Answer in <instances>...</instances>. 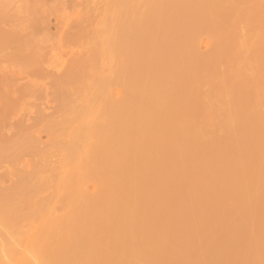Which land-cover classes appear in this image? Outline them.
<instances>
[{"label":"bare ground","instance_id":"1","mask_svg":"<svg viewBox=\"0 0 264 264\" xmlns=\"http://www.w3.org/2000/svg\"><path fill=\"white\" fill-rule=\"evenodd\" d=\"M42 2L43 1V7L41 8V7H39V6H37L36 5V3L38 4V2ZM36 0V1H34L33 0V2H35V5L38 7V9L39 8H41V14L43 13V14H48V16H49V13L50 12H54V11H59L60 12V14L58 15V16H56V23H55V29H56V32L54 33V34H52V35H50V34H48L47 32V27H48V25H49V22H48V20L47 19H45V18H47L48 16L47 15H45V17L44 18H36L35 20L34 19H28V20H25V21H22V22H19V24L17 25H15L13 28H9V29H4V28H2V29H0V52L4 49V48H8V49H10V54H9V56L11 57V56H13V57H18L17 59V63L15 64V65H13L12 66V69H7L6 67H5V69L3 68L2 70L0 69V166L3 164V160L6 158V157H9V156H11V155H13V154H18L19 156L18 157H14V158H12L11 159V161L9 162V164H8V166H6L5 168V170L4 171H2L1 173H0V224L2 225L1 227V230H0V239H13L14 238V235L17 237L18 235H16V234H18V229L16 228L18 225H17V223L19 222V224L21 225V227H29L30 225H32V224H34L39 218H43V219H41V222L44 224L45 222H46V224H44L43 225V231L41 232L43 235H41L40 236V241L42 242V244H41V242L40 241H38V243H40V244H38V245H36V246H38V247H35V248H33V250H32V254L33 255H39V256H33L32 255V259L30 260L31 262H34V263H40L41 264V261H43L44 262V264H63V262H60L61 260L62 261H64L63 259H66V260H68V264H94L95 262H94V260L96 259V258H94V257H96V256H99V255H103V259H101V261H103L105 264H118V263H115V262H117V260L119 261L120 260V257H121V259H123L124 258V261L125 260H128L130 257H132L133 255H139V257H140V259H144V258H142V255H143V257H147L145 254H147L148 256H149V254L152 252H154V250L153 249H155V247H152V250H150V251H148V249H151V245H153V239L156 237L155 235V237L153 236V232H150V236H148V235H145V236H147V237H145L144 236V239L142 240V241H136V239H135V237L137 236V235H141V229H140V227H141V225L142 224H150V223H152V222H154L155 220H160L161 219V217H165V219H166V216H168L170 219H171V221H169L170 219H168L167 218V220L171 223H173V220L172 219H176L177 217L179 218V216H182V218H183V216L185 217V215H186V218H187V216L188 215H191V214H196L197 213V215H198V221H199V219H201V221H203L204 219L203 218H200V214H202L205 210L206 211H208L207 213H209L208 215L210 216V214L212 215V217H214V215L215 216H218V213L221 211L220 210V208H221V206H218V204L220 203V204H223V206H224V204L226 203V202H224V201H222V199H223V195H219V192L221 193H223V192H227V189H228V191H233V190H243V193H246L247 194V192H245V191H247V188H249L248 186H246L247 188L245 189L244 187H245V185H248V181H251V183L254 185H251V187L252 188H254V187H256V185H258V183H259V185L261 186H257V188H255V189H253L252 191H254V190H257L258 188L261 190V188L263 189L264 187H262V183L261 182H263L261 179H259V178H257L256 176H258V172H256V171H258V170H256L257 168H258V166H259V163H257V162H259V159H256L257 160V162L255 163V164H257V166H254L253 165V163L255 162H251L250 163V161L254 158V155H253V157H251L252 156V154H253V152H254V154L256 155V150H257V148L258 149H260L259 148V146H257V145H262L261 147H263V144L262 143H264V139H263V142H262V138H263V136H260V140H261V143H259L260 142V140H259V138H257L256 136V140L254 141V142H256V149L254 150V151H250L251 153L250 154H248V155H251V156H248V159H244V158H247V157H243L242 155V153H241V151H238V149H236V146L235 147H233V148H230V149H225V147H224V143L223 142H225L224 140H223V144L221 143V148H220V150L218 149V151H216V150H214V151H212L214 148H215V146L220 142V141H222V139H224L225 138V136H227L228 135V137L229 136H232V135H234V134H236L235 135V137L237 136V134L239 133L240 134V136H241V140H239V139H237V141L239 142V141H242V139H245V138H242V136L244 135V136H246V135H249V133L251 134V135H253V134H260L261 132H262V134H264V128H261V125L260 124H262V125H264V122H262L261 120H264V116L262 117L263 119H254L255 120V122L253 121L252 122V125L250 124L249 126H246L247 124H244L243 122H238V123H240V124H238V125H240V127L239 126H236V128H233L231 125H230V123L231 122H229V121H225L226 123L228 122V124H226L225 122H224V120L222 121L223 123H225V124H223L222 123V125H219V126H222L221 128L223 129H219V130H222L223 131V137L221 136L222 134V132L220 133V138H222V139H220L219 140V138L216 136V137H213V135L218 131V127H215V129H213V127H209V126H207L206 124H205V122H206V120H207V118L206 117H208L209 115V117H208V120L211 118V112H214V109L213 108H215V110H217V105H219V106H221L220 105V103L222 104L223 102H224V100L226 101V99L225 98H227L228 96H229V98H232V94L231 93H229V91L227 92V90H225L226 92H225V96H221V95H223V94H221L220 96H217V93L216 92H213L212 93V91H210V86H211V83L214 81L213 79H212V82H211V80H209V76L208 75H206V76H208V77H206V78H208V80H204L205 81V83L207 84V82L209 81L210 83H209V88H207L208 87V84L206 85L205 83H203L204 81L203 80H201V78H200V80H199V74H200V76H202V72L204 73V76H205V74H208V73H205L206 71H208L209 70V73L211 72L212 74H209L210 76H212V75H214L213 73V70L211 71L210 69H211V67H213V69H214V67H215V61H213V60H215L214 58H215V50L217 51V52H219L221 49V47H217V45L219 46V44H223V34H222V36L220 35L219 37L221 38V39H217V45L216 44H214V46H212L211 48H212V50H214V56H213V59L210 57V56H212V52H209V53H211L210 54V56H207L205 59L203 58L202 59V56L201 55H199L198 53H195L196 55H198L197 57V59L198 60H200V61H197V59H196V62H195V60H194V56H192V51H195V52H197L196 51V49H197V47H194V46H197L198 45V40H197V42H196V39H197V36H198V38L203 34H199V33H201V31L202 32H204L203 31V29L205 30V28H206V32H212L213 30V28H215L216 29V27H215V21L213 20V19H215V17H216V15L217 14H219V12L222 10V8L220 9V10H214V8L213 7H215L217 4H220L221 3V5H223V7H224V5H225V3H227V6H231V7H236V6H239V7H236V10H242L243 8H240V7H244V9L241 11L240 10V14H239V11H235L234 9L235 8H232V10L233 11H231V10H228L229 8L227 7H224L223 9H226L225 10V12L223 13V15L226 17V15H227V18H224V16H221V18H222V20L223 21H225V19H227V21H225V25H223V26H226L227 27V29H224L223 28V26H222V28H223V30H225L224 32V40H227V38L229 39L230 37H229V35H230V33H233L234 35H231V38L230 39H234L235 37H236V34H237V31H238V33H239V31H241L242 29L241 28H239V27H237V25L238 24H240L239 26H241L244 30L246 29L245 27H243V26H246V24L245 23H249V22H247V19H246V17L248 18V12L250 11V9H248L249 7H248V3H247V0H237V1H235V0H229L230 1V3H228L229 1H227V0H218L219 2L218 3H215V2H213V1H211V0H207V2H205L206 0H204V1H197V3L195 4V5H191V3L193 2V0H180L179 2H176V4L174 5V6H169V3H165V2H160V3H157V2H152L151 4H153V5H155L156 6V4H157V8L159 9L160 8V10H162V11H159V13H156V11L154 12V10L156 9V8H153V7H151V9H148L149 11L146 13L147 15H149L147 18H146V20L144 19V18H138L139 20H142V21H140V23H141V25H145L146 27L144 28V26L142 27L141 25H139L140 23L138 22L139 20H137V25L139 26H137V25H135V24H132V23H134V20L136 21V19H134V16L132 17V20L131 21H129L128 23L129 24H126L125 22L123 23V21L119 18V20H121V23H120V21L118 22V25L117 26H114L113 25V27L111 28V29H107V27L106 26H104L103 24H101L100 22L102 21V20H98V23L97 22H95V20L97 21V19H96V17H95V19H94V17L92 16V17H83V16H81V17H78V18H75V19H72V16L68 13V10L69 9H74L77 5H76V2H75V0ZM125 1V0H124ZM130 1H132V0H130ZM129 1V2H130ZM134 1V0H133ZM139 1V0H138ZM143 1H145V0H143ZM142 0L141 1H139L138 3H140V2H143ZM154 1H156V0H154ZM211 1V2H210ZM226 1V2H225ZM244 1V2H243ZM248 1H250V0H248ZM251 1H256V3H257V1L258 0H251ZM264 2V0H259L258 1V3L257 4H259L258 6H256L257 4L256 3H254L255 4V9L253 10V13H252V15L250 16V21H251V25H252V27L250 26V28H251V34L249 35L250 37H246V38H244V39H242V41H240L241 40V37H245V36H243L244 34H245V32H244V30H242V32H240L241 34H238V36L240 37H236V38H239L240 40H239V42H238V44H240L242 47H241V49H240V47H238L239 45L237 44V40L236 39H234V40H236V43L233 45V42H235V41H232L231 42V40L229 41V40H227V42L229 41V42H231V44L228 42V43H226V44H228L227 46H225V42L226 41H224V45L223 46H225L224 48H227L228 46V48H231V46L233 45V47L235 46V49L237 48V50H234L235 51V53H237V52H239V51H241V52H243V50H244V48H246L245 50L247 51L246 52V54L245 55H247V54H249L250 53V51L248 52V50H247V46H249V50H251V52L252 53H250L251 54V59H254V60H256V62L255 61H253V60H248L247 61V59H249L250 58V56L248 55V56H246V61L243 63V65L241 64V71L242 70H245L246 72H249V70L248 69H250V72H252L253 70H251V69H253L254 68V73H255V71H256V74H254V76H255V78L257 79V76L259 75V77H260V79H264V76H262V75H264L260 70H259V68L260 69H264L263 67H264V64L262 63V59H264L263 57L264 56H260V55H257L256 54V52H257V50L260 48V46H262L263 44L262 43H260V42H263L264 41V32H263V30H264V25L262 26V24H264V7H263V3L261 4L260 2ZM20 3H22L21 5H24L23 3H25V2H29V0H22V2H21V0L19 1ZM126 2V1H125ZM137 2V1H136ZM147 2H149V1H147L146 0V3ZM170 2V1H169ZM213 2V3H212ZM225 2V3H224ZM238 4H241V5H236L237 3ZM243 2V3H242ZM126 3H128V2H126ZM134 5H131V2H130V5L129 6H132L133 8H134V6L136 5V3H135V1L134 2H132ZM137 3V4H138ZM231 3L232 4H234V5H231ZM236 3V4H235ZM246 3H247V6H246ZM26 4V3H25ZM113 3H111L110 4V6L112 5ZM141 5L143 4V5H145V3H140ZM140 4H138L139 6H140ZM150 3L148 4V6H150L151 5ZM242 4H244V5H242ZM128 5V4H127ZM142 5V6H143ZM263 7H261V6ZM109 6V5H108ZM109 6V7H110ZM137 6V5H136ZM141 6V7H142ZM226 6V5H225ZM254 6V5H253ZM106 8H107V6H105ZM112 7V6H111ZM123 7H125V6H123ZM123 7H119V8H117L116 10L115 9H112L111 11H114V12H112V14H110V17H112V19H116V18H118L119 17V15H120V13H121V11L122 10H124V11H122L123 13H126L127 14V9H125V8H123ZM140 7V8H141ZM145 6H143V9H146V7L144 8ZM120 8H123L122 10L120 9ZM139 8V7H138ZM139 8V9H140ZM147 8H150V7H147ZM213 8V10H214V12L216 13H214L213 14V12H211V9ZM240 8V9H239ZM245 8H247L248 9V11L247 10H245ZM258 8V9H257ZM93 9V11H94V9L95 8H89V10L91 11ZM110 9V8H109ZM137 8H135V10H136ZM121 10V11H120ZM127 12H126V11ZM138 10V9H137ZM141 11H142V14H143V12H144V10H142V9H140ZM139 10V11H140ZM147 10V9H146ZM89 11V12H90ZM110 11V10H109ZM110 11V12H111ZM134 11V10H133ZM231 11V12H230ZM244 11H245V14H244ZM247 11V12H246ZM130 12V11H129ZM136 12H138V11H136ZM146 12V11H145ZM235 12V13H234ZM248 13V14H247ZM43 14H42V16H43ZM100 14H101V12H100ZM210 14H211V16H210ZM213 14V15H212ZM228 14H231L233 17H234V19H236L239 23L237 24V21L236 20H232V18H230L229 19V21H228V18H229V16H228ZM247 14V15H246ZM123 15H125V14H123ZM128 15V14H127ZM230 15V16H231ZM234 15H239V16H237V17H239L240 18V20L242 19H246L245 21L246 22H242V24H241V22H240V20H238V18H236V16H234ZM245 16V18H243L242 16ZM99 17H101V15H98ZM209 16V17H208ZM214 16V17H213ZM131 17V16H130ZM136 17H138V16H136ZM135 17V18H136ZM161 17H166L164 20H162L161 19ZM210 17H212V18H210ZM49 18V17H48ZM98 18V17H97ZM217 18H219V15H217ZM224 18V19H223ZM38 19V20H37ZM98 19H101V18H98ZM144 19V20H143ZM148 19V20H147ZM241 20V21H242ZM100 21V22H99ZM8 22L9 21H7V22H5V23H7V24H4V25H7L8 26ZM221 22V21H220ZM235 22V23H234ZM10 23V22H9ZM93 23H95V24H93ZM97 23V24H96ZM100 23V24H99ZM120 23V24H119ZM124 24V27L123 26H121V25H123ZM131 24V25H130ZM221 24H223V22H221ZM228 24V25H227ZM231 24V25H230ZM234 24H235V26H234ZM245 24V25H244ZM3 25V26H4ZM9 25H12L11 23L9 24ZM103 25V26H102ZM125 25L126 26H128L130 29L131 28H133V27H135V29L137 28H139V30H140V28H141V30L143 29V32H146V37H147V39H148V42L146 43V45L147 46H145V47H143V48H145V49H143V50H145V52H144V55H140V57L141 56H147L149 59H148V62L147 63H145V67H146V69H145V73L146 74H142L144 77H145V75L147 76V81L145 80V81H143L144 79H141V78H144V77H142V75H140V79H139V83H137V85L139 84V86H135L134 85V87H136L137 88V90H136V93H135V95L137 96V97H139V98H141V99H143L144 97H146V92L148 91L149 93H152L154 90V88L155 87H157L158 85L160 86L162 83L160 82V81H162V79L160 80V81H158L159 83H161V84H158L157 86H156V83H158L157 82V80H156V78H157V73L159 72V70H163V69H165L166 67H169V66H163V64H161V62L163 61V63L166 61V63H169V61H168V59L166 60V58L167 57H169V55H167V54H163V52H164V44L165 43H177L178 42V40H179V38L177 37V36H175V35H171V37H168V38H160L159 37V33L158 32H160V33H162L161 31H165L164 29H167L168 30V33H170L169 31H170V29L171 30H173L174 32L175 31H180V30H182L183 28H184V30L183 31H185V27H187V26H193V29H191V30H188V32H187V34H189V35H191L192 33H194V32H199L198 34L196 33L195 34V36H196V38L194 39V41L193 42H196V43H193V42H191V41H189V39H187V41H189L188 43H187V41H185L184 40V38H182L183 40H182V44H183V46H185L186 45V48H187V44L188 45H190L191 43H193V44H191L190 46L194 49H192V51H191V47H188L187 49L190 51V53H189V51H188V54L189 55H191L190 56V58H193L192 60H194V61H192V60H189L190 58H188L189 56L188 55H186V56H188V57H186V59L188 60V61H191V63L192 64H194V65H192V67H194V66H196V68L194 67V68H190L189 66H188V62H186V61H183V62H178L177 63V60L179 61V59H177L175 62H176V67H179V69H181L180 70V73H179V75H181V81H183V80H185L186 82H184L183 81V83H181L180 84V89H181V91L183 92H186V91H188V92H191L192 91V89L195 87V89H193V90H196L197 89V86L199 85V84H204L205 86H207V87H205L203 84V86L202 85H200V86H198V89H199V92L200 93H198L197 92V94H199V96L200 95H202V96H200V98L199 97H197V94L195 95H192V96H196L195 98H196V100H195V98L194 97H192L191 95H189V99L187 98L186 100H184V103L186 104L187 103V100L188 101H190V104H188V105H191V102H193V101H195V104L196 105H198L200 102H201V100L202 99H205L206 98V96L208 97L207 98V101L206 102H208V99H209V101H212V102H214V103H216L215 105H216V107H207L206 109L204 108V107H202L203 105H202V103L204 104V103H206L204 100H202V102L200 103L202 106V110L200 109V105L199 106H196V105H194V102H193V106H195V107H197L196 108V110H197V112L198 111H200L199 112V114L197 113V112H195L192 116H191V118L189 119L190 120V122H189V120H188V117L186 116L184 119H186L187 118V120H188V122L191 124H193V122H194V119L195 120H197L198 119V121H200V119H201V121L203 120V119H205V121L203 122V123H201L200 125H202V124H204L203 125V127L201 128V127H199V126H197V125H199L198 123L196 124V126L197 127H194V128H189L190 126H188V127H186L185 125H182V124H184L182 121H181V126H182V128H181V126L179 125V127L178 126H176V127H178V132H176V135L174 134V135H171V130H173L172 128H173V126H175V125H173L172 127H170L169 128V130H167V131H165V132H162L161 131V129L159 130V128H162V124L163 123H165V124H163V126L165 125L166 126V124L168 125L172 120L171 119H173L175 116H174V111L172 112V110L174 109H176L175 107L177 106H175V102L177 101V98H174L175 99V101H172V102H170L171 100H172V98H171V100H167L168 101V103H170L171 105H174V106H172L171 107V105H169V107L167 106V101H165L166 103H164V101H163V103L164 104H166V105H163V103L162 104H160V105H162V107L163 108H166L165 106H167V109H168V111H167V113L166 114H168V116H167V118H166V116H165V119H164V121H161V120H163V117L164 116H161V115H159L160 114V112H162V111H164L163 110V108H162V110L159 112V114H158V112L157 113H155V112H151L152 113V115L150 116V118H148V120H149V122L146 120V121H144V119H141V118H143V116L142 115H140V116H142L141 118H139L138 120H137V122L138 121H141V122H143L144 121V124H145V122H147V123H149V125L147 124V126H146V124H145V126L143 125V123H142V125H140L139 124V126H133V127H128V128H126L125 126H123V124L125 125V123L124 122H126V120L124 121V120H122V117L124 116V111L123 110H126V109H123V108H126V106L124 107V104H126L125 103V101H124V104H119L120 103V101L118 102V101H111V102H109V104L111 103V108L110 109H108V110H112L113 108H114V110L112 111V112H110L109 111V113L108 114H110V116H108V117H111V120H109V118H106L107 116H103L102 114L100 115V117H101V120L103 119H105L103 122L100 120V117H97V115H94V117L96 116V118H95V121H94V119H93V115L91 116V118H89L90 117V113L91 112H88L87 113V109H88V107H89V109H91L90 111H92L93 109H94V107H92V108H90V106H88V103L87 102H91L92 103V105H93V103L94 102H96L97 101V99H100V100H103V102H104V104H105V102L107 103V100H109V99H111V98H107V97H109V87H110V83L112 82L113 83V78H114V82L116 83V82H118L119 80V82H121V81H123V83H124V81H126V82H128V80L129 79H131L130 77H132L131 76V70H129V68H128V70H124V69H126L127 67H129V66H127L126 64H125V62L126 63H128L129 65L130 64H134L135 62H136V64H137V62H138V64H139V59H137V57H139V56H137L136 58H134V60L133 59H131V58H133L134 57V54H136V53H138V50H137V52L136 53H134L133 54V52H134V49H135V47H134V49H133V52L132 51H130V50H128L131 54H133V55H131L129 52H127V54H125L124 53V51H127V50H124V46L123 45H125V40H127V38L128 37H130V38H132L131 36H128L127 38H126V36L129 34V32L128 31H126V30H129L128 28H126L125 27ZM1 27H3L2 25H0ZM257 26L259 27L260 26V28H257ZM0 27V28H1ZM6 27V26H5ZM8 27H10V26H8ZM12 27V26H11ZM209 27V29L207 30V28ZM210 27H213L212 29L210 28ZM231 27H233L234 29L232 30H230V28ZM238 28V30H236L235 31V29H237ZM31 29L33 32H44V33H40V34H43L42 35V38L40 37V36H38V35H36V33H27V34H25V32H32V31H28L29 29ZM73 28H75L76 30L75 31H73ZM126 28V29H125ZM222 28H221V30H222ZM249 28V29H250ZM256 28H257V30H259L258 32H257V30H256ZM26 29H28L27 31H26ZM212 31H211V30ZM214 29V30H215ZM217 29H219L218 27H217ZM167 30H166V33H167ZM186 30V31H187ZM227 30V31H226ZM231 32H230V31ZM186 31L184 32L185 34H186ZM190 31V32H189ZM217 31V30H216ZM229 31V32H228ZM261 31V32H260ZM20 32H23V33H20ZM88 32H89V34H94L93 36L91 35V37L89 36V34H88ZM91 32V33H90ZM98 34L99 32V34H101L100 35V37L103 39H101V38H97L98 37V35L96 34V33ZM104 32H123V34L121 33V35H122V37L120 38L121 40H119V38H117V39H115L117 36V33H115V34H113V36H115V37H109L110 39L109 40H112L113 39V41H108L106 38H105V36H103V33ZM124 32H126L125 33V35H124ZM141 32V31H140ZM182 31H180V33H181ZM192 32V33H191ZM223 32V31H222ZM227 32V33H226ZM234 32H236V34L234 33ZM255 32V33H254ZM128 33V34H127ZM171 33H172V31H171ZM183 33V32H182ZM181 33V34H182ZM184 33H183V36H185L184 35ZM217 33H219L218 31H217ZM229 33V34H228ZM244 33V34H243ZM256 33H258V34H256ZM260 33H261V35H263L262 37L260 36ZM39 34V33H38ZM39 34V35H40ZM96 34V35H95ZM135 34V38H136V41H137V38H139L140 36H137L138 34H136V33H134ZM175 34V33H174ZM187 34H186V36H187ZM212 34H214V33H211V35ZM227 36H226V35ZM105 35V34H104ZM121 35H118V36H121ZM167 35V34H166ZM169 35V34H168ZM189 35H188V38H189ZM240 35H242V36H240ZM257 35V36H256ZM94 36H97V37H95L94 38ZM125 36V37H124ZM182 36V35H181ZM185 36V37H186ZM213 37H217L218 35H212ZM233 36H235V37H233ZM252 36V37H251ZM255 36V37H254ZM92 38L93 39V41L95 42H93V41H91L92 39H90V38ZM143 37V36H142ZM142 37H140V38H142ZM145 37V36H144ZM161 37H165V36H161ZM190 37H193L194 38V35L193 36H190ZM226 37V38H225ZM233 37V38H232ZM257 37H258V41H257ZM259 37H260V39L262 40H260L259 39ZM89 38V39H88ZM104 38H105V40H104ZM112 38V39H111ZM123 38H125V40H123ZM135 38H133L134 40H132V42H130L129 40L127 41V45L126 46H130V44H132L133 42H135ZM212 38V37H211ZM46 39V40H45ZM85 39L89 42V41H91V42H89L88 44H87V42L85 41ZM94 39H96V40H94ZM100 41V43H99V41ZM49 41V43H44L43 41ZM84 40V41H83ZM108 42H107V41ZM116 40H119L118 42H116ZM142 40V39H141ZM141 40H139L140 41V45H139V43L137 42V45H135V46H140L141 47V45L143 44V43H141ZM144 40V39H143ZM190 40H191V38H190ZM213 40H215V38H213ZM220 40H221V42H220ZM246 40V43L248 44L247 46H245V42H243V41H245ZM259 40H260V42H259ZM81 41V42H80ZM98 43H97V42ZM79 42H80V44H82V43H86V45H90L89 47H90V49L92 50V55L94 56L95 54V56L96 57H93L92 55V60L93 59H100L101 57V53H103L105 56H107V55H109L110 53V55H114V57H112V56H109V57H111V58H113V60L114 61H112V59L111 58H105L103 55H102V60H104L103 62H105V59H107V61H108V59L111 61H109V63H107V67H106V65H104V64H102V65H100V66H97V67H99V68H97L96 67V65L97 64H95V60H94V63H93V61H92V63H93V65L95 66V68H96V70H94V71H96V78H97V80H98V78H99V82L101 81H103V83H97L96 81V79H93V77H95V74H93V76H91L92 74H90V76H88L89 75V72H90V69H91V71H93L92 70V68H94V66L93 65H91L92 63H91V58L89 57H87V55L86 56H84L83 54H75L74 52H72V50H73V48L74 47H76V46H78V44H79ZM94 43V45H93V43ZM110 42H111V44H110ZM115 42V43H114ZM122 43V45H121V43ZM144 42V41H143ZM220 42V43H219ZM241 42V43H240ZM244 43V45H243V43ZM256 42V43H255ZM97 43V44H96ZM251 43V44H250ZM264 43V42H263ZM92 44V45H91ZM98 45V46H96V45ZM250 44V45H249ZM259 44H260V46H259ZM117 45V46H116ZM118 45H119V48H118ZM144 45V44H143ZM169 45V44H168ZM193 45V46H192ZM231 45V46H230ZM87 46V52H88V49H89V47ZM93 48H92V47ZM106 46L107 47H111L110 49L109 48H107V49H109V50H111V52L109 53V51L107 50V52H106V50H105V48H106ZM220 46H222V45H220ZM222 46V47H223ZM264 46V45H263ZM94 47H95V49H94ZM162 47H164L163 49H162ZM174 47V50L172 49V47L169 45L168 46V50H171L172 49V51H174V53L173 54H170V55H174L175 54V49L177 48V45L175 44V46H173ZM232 47V49H234ZM98 48H100V49H98ZM113 48L114 49H116V51L118 50H120L119 51V53H118V51L117 52H115L114 50H113ZM118 48V49H117ZM123 48V49H122ZM127 48V47H126ZM137 48V47H136ZM170 48V49H169ZM184 48V47H183ZM185 48V49H186ZM264 48V47H263ZM89 49V50H90ZM122 49V50H121ZM185 49H182V50H185ZM218 49H220L219 51H218ZM223 49V48H222ZM232 49H230L229 51H233ZM238 49H240V50H238ZM262 49V48H261ZM96 50V51H95ZM113 50V51H112ZM226 50V49H225ZM264 50V49H263ZM94 51V52H93ZM99 51V52H98ZM100 51H101V53H100ZM163 51V52H162ZM166 51V50H165ZM172 51H170V52H172ZM177 51V50H176ZM186 51V50H185ZM237 51V52H236ZM261 51V50H260ZM260 51H259V54H260ZM98 52V53H97ZM114 52V53H113ZM125 54V55H127V56H125V58L124 59H126L127 58V61L125 60V61H123V59L121 58V54H123V53ZM167 53H168V51H166ZM169 52V53H170ZM230 52V53H231ZM241 52H239V53H241ZM93 53H95V54H93ZM100 53V54H99ZM108 53V54H107ZM121 53V54H120ZM140 53H142L141 51H140ZM178 53V52H177ZM176 53V54H177ZM187 53V52H186ZM234 53V52H233ZM233 53H231V54H233ZM234 53V54H235ZM262 53V52H261ZM97 54L98 55H100V56H98V58H97ZM118 54V55H117ZM129 54H130V56H129ZM175 54V55H176ZM229 55L228 57H230L231 58V56L232 55ZM233 54V55H234ZM254 54H255V56H254ZM117 55V56H116ZM160 55H167V57L166 58H164V56H162L163 57V59H161L162 57H158V62H160L161 60V62L160 63H158L156 60H155V56H160ZM178 55V54H177ZM194 55V54H193ZM209 55V54H208ZM217 55V54H216ZM237 55V54H236ZM238 55H240V54H238ZM238 55L236 56V57H238ZM120 56V57H119ZM201 56V57H200ZM235 56V55H234ZM254 56V57H253ZM257 56H259L258 58H257ZM104 57V58H103ZM117 59H116V58ZM122 57H124V55L122 56ZM129 57V58H128ZM175 57H177V56H175ZM209 57V61H207V58ZM235 57V58H236ZM260 57H261V60H260ZM12 58V57H11ZM118 58H119V60H118ZM146 58V57H145ZM170 58H171V56H170ZM201 58V59H200ZM235 58H233V59H235ZM240 58H241V56H240ZM239 57L237 58L238 60L237 61H241V59H240ZM90 59V60H89ZM120 59L122 60V62L125 64V66H126V68H125V66L123 65V64H121V62H119L120 61ZM129 59V60H128ZM132 60V62H131V60ZM135 59H136V61H135ZM154 59V60H153ZM156 59H157V57H156ZM159 59H161L160 61H159ZM172 60H173V58H171ZM174 59H176V58H174ZM227 59V61L229 60V62L230 61H232V60H230V59H228V58H226ZM98 60H97V62H98ZM101 60V59H100ZM116 60H118V61H116ZM144 60H146V59H144ZM201 60H202V62H201ZM203 60H205V62L206 63H208V62H213L214 64L211 66V67H209L210 69H208L207 67H208V65H209V63L206 65V63L203 61ZM219 60V59H218ZM50 62V65H47V66H44L43 64L45 63V62ZM130 61V62H129ZM135 61V62H134ZM221 61V60H220ZM235 61V62H234ZM236 61V59L235 60H233L232 62H234V63H236L237 62ZM260 61H261V63H260ZM114 62H115V64H114ZM117 62H119L120 63V65L123 67H121V66H118V64L119 63H117ZM157 62V63H156ZM170 62H171V60H170ZM174 62V60H173V64L175 63ZM197 62H199V65H198V63ZM203 63V65H201V63ZM219 62V61H218ZM246 62H250L249 63V65L248 66H250L252 63H255L256 65H257V68H258V70H257V68H256V66L255 65H253L252 64V66H254V67H249L247 70L245 69V68H247L248 66H247V64H246ZM196 63H197V65L199 66H197L196 65ZM204 63H205V67H204ZM222 63V62H221ZM228 63V62H227ZM90 64V65H89ZM112 64H114L113 66H112ZM116 64H117V67L118 68H115L116 67ZM135 64V67L138 65H136ZM162 66H161V65ZM171 63H169V65H170ZM225 64V63H224ZM230 64H231V62H230ZM263 64V65H262ZM111 65V66H110ZM201 65V66H200ZM211 65V64H210ZM219 65V64H218ZM234 65V64H233ZM240 66V64L238 63V64H235L234 65V68H235V66ZM244 65H246L247 67H245ZM260 65H261V67H260ZM93 66V67H92ZM173 66V65H172ZM207 66V67H206ZM263 66V67H262ZM58 67V68H57ZM101 67V68H100ZM113 67V68H112ZM131 67V66H130ZM202 67L203 68H206V69H203L204 71H201V69H202ZM228 67H229V65H228ZM242 67H245L244 69L242 68ZM108 68H112V69H109L110 70V72L112 73V72H114V74L112 75L110 72H108ZM119 68H121V69H119ZM174 68V67H173ZM199 68V69H198ZM217 68V67H216ZM231 68V67H230ZM97 69H102L103 70V72H105V73H108V74H106L107 75V78H106V76H105V78H101V70H99L98 71V73H97ZM105 69V70H104ZM116 71H115V70ZM119 71H123L124 70V72H128V71H130V72H128L127 74V76L129 77V78H127V79H124V78H120L121 77V75L122 76H125L126 75V73L124 74V72H122L123 74H120L121 72H119L118 73V70ZM134 69H137V67L136 68H133L132 69V71H134ZM170 69V68H169ZM196 69H197V71H196ZM138 70V69H137ZM184 71V70H187V71H189V72H187V76L190 74V77L192 78L193 77V79H189L188 81L186 80V78H189V77H187V76H185V73L184 72H181V71ZM201 71V73H200V71ZM87 71H89V72H87ZM140 71V70H139ZM228 71V70H227ZM234 71H235V69H234ZM232 72V70H231V72H229V77H228V75L226 76V77H228V79L229 78H231V75H230V73H235V72ZM260 71V72H259ZM118 73V74H116V73ZM137 72V71H136ZM174 72V71H173ZM194 72V73H193ZM198 72H199V74H198ZM243 72V71H242ZM246 72H245V74H246ZM133 73V72H132ZM148 73H150V74H148ZM163 73V72H162ZM191 73H192V75H191ZM261 73H262V75H261ZM97 74H99V76L97 75ZM111 74V75H110ZM148 74V75H147ZM168 74V73H167ZM182 74H184L183 76H182ZM196 74H198V76L196 75ZM249 74V73H248ZM86 75H87V78L89 79V80H91L90 82H91V84L93 83L94 84V80H95V83L98 85V87L102 84V86H106L107 88H105V87H102L101 89V91L103 92V93H101L100 94V92L98 93V92H96V95H95V97L94 96H91V95H93V93L90 95L89 94V92L91 93V88L90 87H92L91 86V84H89L90 85V90H89V88H88V90H87V88L85 87V84H84V81L86 82V80L87 81H89L87 78H86ZM114 75H116V76H114ZM118 75H120V77H117ZM130 75V76H129ZM159 75L161 76V74L159 73ZM164 76H165V73L163 74ZM169 76H166V77H169L170 79H171V77H172V79L174 78V75H175V73H173V75L172 76H170V74H168ZM197 77H196V76ZM112 78H111V77ZM148 76H149V79H148ZM176 76V75H175ZM195 76V77H194ZM235 76V74L232 76V78ZM249 79H247V80H250L251 78H253L252 76H253V73H252V76H251V74H249ZM26 77V78H25ZM38 77H51V81L50 82H45V81H40V82H37L35 79L36 78H38ZM90 77H92V78H90ZM109 77V78H108ZM163 77V76H162ZM166 77H163V78H166ZM186 77V78H185ZM247 77H248V75H247ZM246 77V78H247ZM259 77H258V80H259ZM35 78V79H34ZM117 78H119V79H117ZM169 78H167L168 80L167 81H169ZM197 78V79H196ZM212 78V77H211ZM210 78V79H211ZM86 79V80H85ZM133 79V78H132ZM131 79V80H132ZM171 79V80H172ZM178 79H180V76H179V78ZM224 79H226V78H224ZM256 79H253V81L255 80V82H257L256 81ZM92 80H93V82H92ZM105 80V81H104ZM107 80V81H106ZM111 80V81H110ZM116 80V81H115ZM156 80V81H155ZM164 80H166V79H164ZM193 80V81H192ZM199 80V81H198ZM221 80V79H220ZM222 80H223V78H222ZM230 80V79H229ZM154 81L156 82L155 83V87H153V83H154ZM202 81V82H201ZM218 81V80H217ZM253 81H251V82H253ZM89 82V83H90ZM125 82V83H126ZM171 82V81H170ZM174 82H176V81H174ZM177 82H178V80H177ZM201 82V83H200ZM228 82V81H227ZM248 82V81H247ZM246 82V83H247ZM255 82H253V83H255ZM75 83V84H74ZM106 85H105V84ZM108 83H109V85H108ZM130 83H132V82H130ZM165 83V82H164ZM163 83V85L165 86L166 85V83L164 84ZM179 83V82H178ZM197 83H199V84H197ZM88 84V83H87ZM104 84V85H103ZM114 84V83H113ZM176 84V83H175ZM248 85H251V84H249V83H247ZM258 84L260 85V83H259V81H258ZM256 85V83L254 84V85H256L257 87H256V89H254V87L253 88H251V91H253V92H255L256 91V93H255V95H257V93L258 94H260L261 96L259 97L260 99H261V101L260 100H258V104H260V106H261V108H263V110H264V94H261V93H263L264 92V86H262L261 88H259V85ZM261 84H262V81H261ZM84 85V88H86V90L87 91H85V92H88L87 94L84 92V88L82 87ZM88 85V86H89ZM124 85V84H123ZM171 85H173V84H171ZM197 85V86H196ZM214 85H217V84H215V81H214ZM263 85V84H262ZM87 86V87H88ZM144 86V87H143ZM175 86H177V84L176 85H173V88L175 87ZM194 86V87H193ZM261 86V85H260ZM81 87H82V89H81ZM162 87V86H161ZM168 87H169V84H168ZM193 87V88H192ZM201 87V88H200ZM204 88V90L206 89H209L208 91H205V93H204V91H202V89ZM144 88V89H143ZM159 88V87H158ZM157 88V89H158ZM171 88V87H170ZM191 90H189V89ZM192 88V89H191ZM246 88H248V87H246ZM257 88L258 89H261V90H258L259 92H257ZM103 89H104V91H103ZM105 89H106V91H108V93L105 91ZM175 89V88H174ZM174 89L171 91V92H169L170 94H171V96L173 95V91H174ZM187 89V90H186ZM200 89H201V91H200ZM228 89H230V88H228ZM249 89V88H248ZM245 90L243 93H245V92H247L248 91V94L250 93V90ZM254 89V90H253ZM144 90V91H143ZM164 90V89H163ZM162 90V91H163ZM216 90H217V86H216ZM263 90V91H262ZM82 91V92H81ZM146 91V92H145ZM156 91H158V90H156ZM197 91V90H196ZM54 92H58V93H60V97L59 98H57V99H54V98H52V97H50V94H52V93H54ZM81 92V93H80ZM106 92V93H105ZM120 92V91H119ZM134 92V91H133ZM148 92H147V95H149V97H150V94H148ZM165 92V91H164ZM168 92V91H167ZM175 92H176V90H175ZM174 92V93H175ZM209 93V95L207 94V93ZM211 92V93H210ZM217 92H218V90H217ZM220 92V91H219ZM224 92V91H223ZM231 92V91H230ZM80 93V94H79ZM82 93H84V95L82 94ZM107 94V95H105V94ZM121 93V92H120ZM128 93H129V90H128ZM160 93H162V92H159L158 94H160ZM181 93V92H180ZM216 93V94H215ZM229 93V94H228ZM252 93V92H251ZM250 93V94H251ZM81 94L85 97H88V98H84V103L83 104H81V109L82 108H84V110L86 109V111H84V110H82V112L84 113L83 115H85L83 118H85L86 116L89 118L88 120H84V121H88L89 123H87V122H83V123H79L82 127V133H81V131H80V129L78 128V129H75V130H73V131H70V133H69V131L67 130V129H65V131H66V133H63L64 135L65 134H67V135H65V136H67V137H69V139H70V141L69 142H66V145L64 146L63 144H62V146H60L65 152H66V154H67V156H68V154L73 158H75V157H79V156H81L82 155V152L84 153V155H85V161L82 163V165H81V168H80V170L79 169H76L75 168V172L77 173H79V175L78 174H76L73 170H69V168L66 170V171H64L63 173H60V172H58V173H55L54 175H53V172L54 171H56L55 169H53V170H51V178L49 177H44L43 179L42 178H38V179H32L31 180V175L29 174V172H28V169H29V167H30V165H29V163L28 162H25V160L24 159H26V157H30L31 155L33 156L34 154H36V152H37V138H35V133H39V132H42V129H41V127L42 126H44V125H48V129H47V131L45 130V132H48L49 133V135L50 134H52L57 128L58 129H61L60 131L62 132V130H64V128H66L68 125H69V121L68 120H64V121H59L57 124H54V125H52V123H51V118H50V116L48 115V114H46V111L49 109V108H53V107H55L56 109H57V111L58 112H60V111H62V110H64V109H66V108H70V103H69V99H65V97L67 98V97H70V98H72L73 96H76V98H79V99H81V100H83V97L81 96ZM98 94H100V95H102V97L104 96H106L105 98L103 97V98H101V96L99 95V96H97ZM143 94H145V96L143 97ZM153 94H155V95H158V94H156V93H153ZM164 94V93H163ZM177 94H179L178 92H177ZM177 94H175V96H177ZM206 95V96H204V95ZM214 94V95H213ZM219 94V93H218ZM247 94V93H246ZM248 95V97H249V99L248 98H246L245 96V94H243V99L240 101V109L241 110H243V111H241V110H239L238 112H241V114H244V115H246V113H245V111L246 112H248V111H253V109L252 108H254V106L253 107H247L246 105H245V102H246V100L248 99V101H251V95L253 94H251V95ZM80 95V96H79ZM165 95V94H164ZM78 96V97H77ZM97 96V97H96ZM129 96H130V94L129 95H127V98H129ZM153 96V95H152ZM159 96V95H158ZM181 96V95H180ZM191 96V97H190ZM215 96V97H214ZM227 96V97H226ZM254 96V95H253ZM81 97V98H80ZM92 97H94L95 99H93ZM168 97H170V95L168 96ZM203 97V98H202ZM213 97V98H212ZM217 97L220 99V100H218L217 99ZM221 97V98H220ZM246 98V100H245V98ZM263 97V98H262ZM90 98V99H89ZM92 98V99H91ZM134 98L135 97H133V100H134ZM146 98H148V96L146 97ZM145 98V99H146ZM153 98V97H152ZM157 98V97H156ZM166 97H164V99L163 100H166L165 99ZM202 98V99H201ZM228 98V99H229ZM34 99V102L32 101ZM105 99H107V100H105ZM141 99H140V101H141ZM149 99V98H148ZM147 99V100H148ZM155 98H153V100H154ZM158 99H161L162 100V97L161 98H157V103H158ZM167 99H169V98H167ZM200 99V100H199ZM227 99V100H228ZM263 99V100H262ZM94 100H96V101H94ZM105 100V101H104ZM125 100H127L126 102H128V103H131V105L130 104H128V109H129V105L130 106H132L133 107V103L132 102H134V101H132L131 100V98H129V99H126L125 98ZM144 100V99H143ZM142 100V101H143ZM206 100V99H205ZM217 100V101H216ZM231 100V99H230ZM229 100V101H230ZM245 100V101H244ZM253 100V99H252ZM36 101H39V102H41L40 103V105H41V107H39V106H37V104L35 103ZM132 101V102H131ZM142 101H141V103L140 104H142ZM145 101V100H144ZM150 101H151V99H150ZM155 101V100H154ZM199 101V102H198ZM219 101V102H218ZM221 101V102H220ZM223 101V102H222ZM228 101V102H229ZM259 101H260V103H259ZM116 103L117 104V106H116V104H114V103ZM227 102V103H228ZM241 102H244V103H241ZM252 102V104L253 103H256L257 101H251ZM145 103H148V102H146L145 101ZM198 103V104H197ZM219 103V104H218ZM226 103V104H227ZM247 103H249V105H251L250 104V102H246V104ZM261 103H263V105L261 104ZM109 104H108V106H107V108H109ZM113 104V105H112ZM126 104V105H127ZM143 104H144V102H143ZM142 104V105H143ZM229 104V103H228ZM257 104V105H258ZM106 105V104H105ZM105 105H103V107L105 106ZM142 105H140V107H143ZM153 105V104H152ZM222 105H225L224 103L222 104ZM230 105V104H229ZM244 105V106H243ZM254 105V104H253ZM256 105V104H255ZM53 106V107H52ZM115 106H116V108H115ZM119 106H121V107H119ZM150 106H151V104H150ZM154 106H155V104H154ZM185 106H187V105H185ZM218 106V107H219ZM227 106V105H226ZM238 106V105H237ZM245 108H247V110H246V108L244 109L243 107ZM259 106V105H258ZM80 107V106H79ZM77 108V112L76 113H79L78 111L80 110V112H81V109L80 108ZM132 107H131V109H132ZM144 107L147 109V107L145 106V104H144ZM144 107H143V110H145L144 109ZM153 107V106H152ZM198 107H199V109H198ZM139 108V107H138ZM149 108V107H148ZM151 108V107H150ZM155 108H157V107H155ZM155 108H153V109H155ZM173 108V109H172ZM212 108V109H211ZM225 108V107H224ZM223 108V109H224ZM228 108H230V107H228ZM234 108V106H232V109ZM257 108V107H256ZM79 109V110H78ZM89 109H88V111H89ZM122 109V110H121ZM127 109V110H128ZM172 109V110H171ZM211 109V110H210ZM220 109V108H219ZM218 109V110H219ZM250 109V110H249ZM252 109V110H251ZM24 110H29V111H33V115L31 116V117H29L28 119H23L22 118V116H17L18 114H17V112H21V111H24ZM133 110V109H132ZM139 110H141V112H142V108L141 109H139ZM139 110H137V111H139ZM149 110V109H148ZM157 110H158V108H157ZM206 110H209V111H206ZM226 110H227V108H226ZM245 110V111H244ZM76 111V110H75ZM74 111V112H75ZM103 111L105 112V109H103ZM147 111V110H146ZM171 111V112H170ZM203 111H204V113H203ZM222 111V110H221ZM169 112H170V115L172 116H169ZM205 112H206V114H205ZM222 112H225V110L224 111H222ZM243 112V113H242ZM125 113H126V111H125ZM147 113H148V111H147ZM146 113V114H147ZM150 113V114H151ZM177 113V112H176ZM176 113H175V115H176ZM208 113V114H207ZM262 113V112H261ZM75 114V113H74ZM86 114H88V115H86ZM92 114V113H91ZM142 114V113H141ZM161 114H163V113H161ZM164 114H165V111H164ZM201 114V115H200ZM202 114H203V117H202ZM207 115L206 117H205V115ZM214 114V113H213ZM212 114V117L213 116H215V114H216V111H215V114L213 115ZM76 115H78V117L77 118H81L82 117V114H75L74 115V117H76ZM149 115V114H148ZM155 115H158L157 116V118H156V116ZM195 115H198L199 116V118L198 117H196ZM218 115H220V114H218ZM217 115V116H218ZM224 115V114H223ZM139 116V117H140ZM174 116V117H173ZM189 116V115H188ZM86 117V118H87ZM135 118L137 117L138 118V116L136 115V116H134ZM149 117V116H148ZM154 118V119H151V118ZM162 117V118H161ZM171 117V118H170ZM227 117V116H226ZM146 118H147V116H146ZM161 118V119H160ZM170 118V119H169ZM194 118V119H193ZM256 118V117H255ZM126 119V118H125ZM141 119V120H140ZM151 119V120H150ZM156 119H158V120H156ZM222 119V118H221ZM245 119V118H244ZM73 120H77L76 118H74ZM90 120H91V123H93V126H91L92 124L90 123ZM99 120V121H98ZM152 120L154 121V122H152ZM168 120V121H167ZM170 120V121H169ZM174 120V119H173ZM191 120H192V122H191ZM259 121V122H256V121ZM26 121H27V124H26ZM124 121V122H123ZM155 121H160V123L158 122V123H156ZM167 121V122H166ZM240 121H242V120H240ZM251 121V120H250ZM101 122V123H100ZM134 122V121H133ZM132 122V124H134ZM161 122H163V123H161ZM169 122V123H168ZM209 122V121H208ZM87 123V124H86ZM99 123V124H98ZM86 124V126L88 125L90 128L91 127H93V129L91 128H89L88 126L86 127V126H84ZM96 124H98V125H96ZM129 125H130V122L128 123ZM159 124H161V125H159ZM175 124V123H174ZM189 124V125H190ZM243 125V127L241 128V126ZM255 124H256V126H255ZM136 125H138L137 123H136ZM171 125V124H170ZM225 125V126H224ZM65 126V127H64ZM158 126H161V127H159L158 128ZM252 126V128H250ZM253 126H254V128H253ZM85 127V128H84ZM112 127V128H111ZM166 127H168V126H166ZM204 127H206V128H204ZM224 127V128H223ZM235 127V126H234ZM244 127H246L245 128V130H247V132L248 133H246V131L244 132L243 131V129H244ZM255 127H257V128H255ZM260 127V128H259ZM87 128H89L87 131L85 130V129H87ZM111 128V129H110ZM186 128V129H185ZM238 128H240V130L241 131H243V133H245V134H241V132H240V130H238V131H236L237 133H235V130H237ZM251 130H250V129ZM259 128V129H258ZM203 129H205V130H203ZM208 129V130H207ZM215 130V132L213 131V130ZM79 131V133H78V131ZM165 130V129H164ZM207 130V131H206ZM210 130H212V131H210ZM263 130V131H262ZM77 131V132H76ZM125 131H131V132H133L134 134H136V136H133L134 134L133 133H131V137H127L128 139H124V137H123V134H125L126 132ZM158 131H161V132H159L158 134H160L161 133V135L162 136H160V135H158L157 134V132ZM210 131V132H209ZM74 132V134L76 133V136L77 137H73V139L75 140H72V135H74V134H72L71 135V133H73ZM87 132V133H86ZM125 132V133H124ZM211 132H214V134L212 133L211 134ZM85 133V134H84ZM168 133V134H170L169 136H168V134L166 135V134ZM207 133V134H206ZM94 135V136H92V135ZM127 134V133H126ZM224 134H225V136H224ZM238 134V135H239ZM86 135H88V136H90L91 138L90 139H88L87 138V136ZM128 135V134H127ZM210 135V136H209ZM212 135V136H211ZM216 135H218V133H216ZM96 136V137H95ZM138 136V137H137ZM204 136H209L210 137V139H208V140H206L205 139V137ZM258 136V135H257ZM258 136V137H259ZM213 137V138H212ZM228 137H226V139H230V138H228ZM247 137V136H246ZM93 138V144H91V145H86V146H84L83 144H82V142L83 141H85V139L87 140V142H90L89 140H91ZM94 138H95V140H94ZM214 138H217V139H215V140H213ZM247 138H249V136L247 137ZM77 139H79V142H80V144L79 143H76V141H78ZM212 139V140H211ZM255 138H253V137H251L249 140V143H243V141L241 142L242 144H240V146H238V147H240V148H242L243 146V148L245 149L244 151H245V153H246V151H248L249 149H251L253 146H252V144H250V143H252L253 142V140H254ZM74 142V143H76V145L72 142V141ZM177 140H180L181 142L179 143V141H177ZM95 141V142H94ZM174 141H175V143H174ZM212 141H215L216 142V145L214 144L215 142H212ZM248 141V140H247ZM257 141H258V144H257ZM86 142V141H85ZM84 142V143H85ZM177 142V143H176ZM212 142V143H211ZM226 142H228V140L226 141ZM246 142V141H245ZM69 143H70V145H69ZM92 143V142H91ZM178 143H179V145H178ZM214 144V146L213 147H211L212 149H210V146L208 145V148L210 149V152H212L211 154H212V156H211V154L209 155V153H208V155H205L207 158H208V156L210 157V158H212L211 159V161H213V162H211L209 159L210 158H208V160H206V161H209V162H211V167H212V170H211V172L213 173V174H216L217 172L219 173V175L220 174H222V173H220L222 170L221 169H223V170H225V166H223V165H225L224 164V162L223 161H225V159H223V155L224 156H226L227 154L230 156V154L232 153V154H236V156H237V154L238 155H241V157L240 156H237L238 157V159H234V157L233 156H235V155H231L232 157V161H233V159H234V162H236L237 160H239L240 161V163L241 162H248V160H250L249 158H252L250 161H249V163H243V165L245 166H247V165H249L247 168L246 167H244L243 165H242V163L240 164L241 166H242V168H244L243 169V171L245 170H247L246 172H249V171H252V173L251 172H249V173H244V180H243V174H240L239 173V175H236L235 176V180H234V177L232 176V175H230V174H228L229 172L227 171V173H226V175L224 174L225 172H226V170H225V172L221 175V176H223V175H225L224 177H222L221 178V176H219V178L220 179H217L218 181H221V183H220V188H219V190L218 189H216V191H215V193H213L210 189H209V191H211L212 193H213V196L211 197V195H210V193L209 192H204V190L203 189H205V190H207L206 189V187L205 188H203V189H200V191L203 193V195L202 194H200L201 192H198V190L196 191V193H199L198 195H194V194H192V196L194 197L193 199L194 200H197V201H194V205L193 206H191V208L189 207L190 205H192L193 203H192V201H188V202H186V204L188 205H186L184 202L189 198H186V196H184V202L182 203L181 201L180 202H178V200H176V199H174L173 197H169V195L168 196H165V195H163V193L164 192H166V188H167V182H166V180H168L167 178H166V180H163L161 183L159 182V184L156 186H153V185H150L149 183H148V181L150 182V180H155L157 177H159L160 175H162L163 173H167V174H169L170 172L171 173H175L176 171H180V170H186V173L184 172V175H182L183 177L185 176V174L186 175H188V174H190V177H191V175L192 174H196V175H198L197 174V172H200V171H195V169H194V166H195V164L197 163L198 164V161L196 160V157L199 155V153L197 152V150H199V149H197V148H201L200 147V145L202 146V145H204V144ZM68 144V145H67ZM71 144H73V146L71 145ZM79 144V145H78ZM244 144V145H243ZM81 145H83V146H81ZM219 145V144H218ZM218 145H217V147H218ZM243 145V146H242ZM247 147H246V146ZM251 145V146H250ZM77 146V147H76ZM143 146H147V151L146 152H142V151H140L141 149H142V147ZM194 146H196V147H194ZM205 146V145H204ZM203 146V147H204ZM219 146V147H220ZM242 146V147H241ZM254 146V147H255ZM218 147V148H219ZM223 147V148H222ZM246 147V148H245ZM250 147V148H249ZM84 148V149H83ZM160 148H163V150H164V148H166L167 150H168V158H169V160H170V162H164L163 164H162V166L159 164L160 162L157 160V162H158V164L161 166V168L159 167V166H157L156 165V163H145V166L144 165H142V162H143V160H152V161H156V159H157V152L159 151L158 149H160ZM192 148H193V150H195V153H197V154H194V152H192V151H190V150H192ZM205 148H207V147H205ZM249 148V149H248ZM202 149H204V148H201L200 150H199V152L202 150ZM253 149V148H252ZM264 149V148H263ZM263 149H262V153L260 152V150L258 151L257 150V154L259 153H261L262 154V157H263ZM125 150H129V154L131 155H129L128 153H126V154H128L127 155V157L128 156H130V159L128 160H125L126 159V155H125ZM126 151V152H127ZM161 152H162V150H160ZM190 151V152H189ZM243 152V151H242ZM77 153H80L81 155H75V154H77ZM160 153V152H159ZM244 153V152H243ZM244 153V154H245ZM74 156H73V155ZM161 154V153H160ZM160 154H158V155H160ZM163 154V153H162ZM124 155H125V158H124ZM165 154H163V156H164ZM166 155V156H167ZM227 155V156H228ZM70 156H68L69 158H71ZM200 156V155H199ZM198 156V158H202V159H198V160H203V158L204 157H202V156H200L199 157ZM204 156V155H203ZM226 156V158H228ZM247 156V155H246ZM258 156V155H257ZM82 157V159H84V157H83V155L81 156ZM155 157H156V159H155ZM239 157L240 158H242L243 157V161H242V159L240 160L239 159ZM258 157H260V158H262L261 157V155L260 156H258ZM160 158V156H158V159ZM166 158V157H165ZM168 158H166V159H168ZM81 159V160H82ZM223 159V160H222ZM263 159H264V157H263ZM262 159V161H263V163H264V160ZM171 160H172V162H171ZM174 160V161H173ZM228 160L230 161V157L228 158ZM245 160V161H244ZM228 161V162H229ZM231 161V162H232ZM162 162V161H161ZM27 163H28V165H27ZM213 163V164H212ZM223 163V164H222ZM230 163V162H229ZM185 164V165H184ZM220 164H222L221 166H223L224 168H221L220 170V172H219V168L221 167L220 166ZM236 164V163H235ZM235 164L233 163V165L235 166ZM27 165V166H26ZM79 165H80V163H79ZM97 165V166H96ZM202 165V164H201ZM232 165V164H231ZM219 166V168L217 169L216 167H218ZM73 167V166H72ZM71 167V168H72ZM94 167H95V169H94ZM97 167H99L98 169H97ZM185 167V168H184ZM210 167V166H209ZM236 167H237V165H236ZM251 167V168H250ZM261 167H264V165L262 166L261 165ZM208 168V167H207ZM213 168H215V169H213ZM254 168H256L255 169V178H254V172H253V169ZM72 169H74V167L72 168ZM171 169H173L172 171H171ZM210 169V168H209ZM234 169H235V167H234ZM233 169V170H234ZM264 168H262V171H264L263 170ZM68 170L70 171L69 173H67L68 172ZM78 170V171H77ZM193 170V171H192ZM197 170V169H196ZM208 170V169H207ZM216 170H218V171H216ZM249 170V171H248ZM71 171H73V172H71ZM205 171V170H204ZM210 171V170H209ZM214 171H216V172H214ZM244 171V172H245ZM194 172V173H193ZM207 172V171H206ZM206 172H204V173H202L201 172V174H199V177H197V179L199 180H201V179H203L205 176H206ZM223 172V171H222ZM71 173H75V174H73V175H71ZM181 173V172H180ZM179 173V174H180ZM183 173V172H182ZM212 173H211V175H212ZM178 174V173H177ZM249 174V175H248ZM262 174H264V172H261L260 173V175H262ZM53 175V176H52ZM72 176L71 178H68L69 176ZM76 175V177L77 176H80V178H81V176H82V178H81V180H80V178L79 177H77L78 179H76L74 176ZM163 175H165V174H163ZM208 175V174H207ZM228 175V180L230 181V182H228L227 180L225 181V182H228V183H226V184H224V185H227L226 186V188L224 187V185H223V187L224 188H222V184L223 183H225V182H222L223 181V179L225 180V179H227L226 178V176ZM248 175V176H247ZM173 176H175V175H173ZM178 176V178H179V175H177ZM181 176V177H182ZM192 176H195V175H192ZM215 177V179L217 178L216 177V175H214ZM231 176V177H230ZM251 176H253V177H251ZM14 177L16 178V179H14ZM33 177V176H32ZM55 177V178H54ZM57 177V178H56ZM67 177V178H66ZM73 177H74V181H73ZM124 177H126L127 178V181H125L126 180V178H125V180H124ZM140 177H142V178H144L145 179V181H143V184H139V183H136L135 184V182H137V181H135L136 179H140ZM167 177H169V176H167ZM182 177V178H183ZM190 177H189V179L186 177V178H183V179H181L180 180V184H184V183H186L187 181H192V180H194V179H192V180H190ZM231 178V180H230V178ZM28 178H30V180H28ZM45 178H46V180H45ZM49 179V183H47V181H48V179ZM175 178V177H174ZM251 178V179H250ZM256 179V180H254V179ZM50 179H52V180H57L56 181V183L57 184H55V185H53L54 186V192L52 193V197H53V200H54V202H53V204L51 203V201L49 200V199H46L47 197H44V194L46 193V190H48V188L50 187V185H51V183L52 182H54V181H52V180H50ZM171 179V178H170ZM246 179V180H245ZM250 179V180H249ZM61 181V182H59V181ZM109 180V182H110V180H111V184H113L114 183V185H109L110 187H112V188H108V185L107 186H104L103 187V183H105V182H107V181ZM161 180V179H160ZM172 180H174V179H172ZM176 180V179H175ZM178 180V179H177ZM254 180V181H253ZM261 180V181H260ZM5 181H9L10 183H9V185H4V183H5ZM47 183H45V182ZM104 181V182H103ZM171 181V180H170ZM195 181V180H194ZM217 181V182H218ZM232 181V182H231ZM98 182H99V184H101L100 185V187L102 188L100 191H98V194L94 197H90V195L86 192V187L89 185V184H98ZM102 182V183H101ZM139 182V181H138ZM174 182V181H173ZM188 182V183H189ZM196 182H198V181H196ZM233 182H235L234 184H232ZM43 183H45V185L43 184ZM73 183V184H72ZM154 183V182H153ZM156 183V182H155ZM257 183V184H256ZM48 184H49V186H48ZM54 184V183H53ZM86 184H87V186H86ZM98 184V185H99ZM107 184V183H106ZM139 184V185H138ZM152 184V183H151ZM194 184V182L192 183V185ZM203 184V183H202ZM66 185L67 186H69V187H67V188H65L66 187ZM138 185V186H137ZM185 185V184H184ZM189 185V184H188ZM249 185H250V183H249ZM71 186V187H70ZM75 188H74V187ZM141 186V187H140ZM170 186V185H169ZM182 186V185H181ZM186 186V185H185ZM197 186H199V185H197ZM100 187H98V190H99V188ZM105 187H107V188H105ZM138 187H139V189H143L144 191H153L155 188H157V187H159V188H161V189H164L163 191L160 189V191H162V193H157V194H162L163 196H161V197H159L158 195H157V197L155 198V196L154 197H149L150 195H147V193H146V195L148 196L147 198H142V197H140L139 196V194H138V192H139V189H138ZM190 187V186H189ZM215 187V186H214ZM250 187V188H251ZM84 188H85V191H84ZM185 188V187H184ZM200 188V187H199ZM218 188V187H217ZM222 188V189H221ZM64 189V190H63ZM77 191H76V190ZM180 189H181V187H180ZM180 189H179V191H180ZM186 189V188H185ZM193 189V188H192ZM196 189V188H195ZM198 189V188H197ZM212 189H214V188H212ZM259 189L257 190V193H258V191H259ZM67 190H68V192L69 193H67ZM73 190V191H72ZM75 190V191H74ZM156 190V189H155ZM158 190V189H157ZM168 190H170V189H168ZM167 190V191H168ZM182 190V189H181ZM222 190H224V191H222ZM245 190V191H244ZM62 191L63 192H65L66 191V194L65 193H62ZM82 191H84V192H82ZM219 191V192H218ZM248 191H249V189H248ZM252 191H250V192H252ZM75 194H74V193ZM155 192V191H154ZM157 192V191H156ZM174 192H176V190L174 191ZM181 192V191H180ZM194 192V191H193ZM242 192V191H241ZM240 192V193H241ZM250 192H248L249 194H251ZM84 193V194H83ZM87 193V194H86ZM177 193V192H176ZM184 193V192H183ZM191 193V192H190ZM190 193H188V194H190ZM195 193V192H194ZM216 193H218V194H216ZM233 193V192H232ZM64 194V195H63ZM68 194V195H67ZM71 194V195H70ZM73 194V195H72ZM150 194V193H149ZM152 194V193H151ZM166 194H171V196H174L175 195V193H174V195H173V193H170V192H166ZM185 194H187V192L185 193ZM246 194H244V195H246ZM254 194L255 193H253V195H252V198H249L250 199V202L252 203V204H254L253 202H255L256 203V199L257 198H254L253 199V197H255L254 196ZM264 194V193H263ZM75 195V197H73ZM141 195V194H140ZM142 195H144V196H146L145 194H142ZM141 195V196H142ZM154 194H152L151 196H153ZM155 195H156V193H155ZM177 195H178V193H177ZM179 195H180V193H179ZM182 195V194H181ZM235 195V194H234ZM64 196H65V198H64ZM68 196H69V198H68ZM112 196V198L113 199H111L110 197ZM196 196H197V199H195L196 198ZM201 196H202V198H201ZM217 197V199L219 198L220 200H217L216 199V197ZM220 196V197H219ZM73 199H72V198ZM77 197V198H76ZM177 197V196H176ZM175 197V198H176ZM199 197L201 198V199H199ZM248 197H250L249 195H248ZM247 197V198H248ZM261 197H264L263 195L261 196ZM64 198V199H63ZM67 198L69 199V200H67ZM78 198H79V201L77 202V200H78ZM84 198V199H83ZM108 198H109V202L111 201V200H113V201H111V202H113V203H111V204H109L108 203ZM178 199H179V197H177ZM191 198V197H190ZM213 198H215V200L213 199ZM222 198V199H221ZM244 198L245 197H243V199L241 198V200L242 201H244V202H239V204L237 205V203H236V201L234 202H231L230 203V201L229 202H227V204H225L226 205V207L227 206H229V204L231 205H236V206H238L239 208L241 207L242 209H239L240 210V212H244L245 210L246 211H248L249 213H247V214H250L251 212V214H250V217H248L249 218V220H251L252 221V219H250L252 216V214H253V209H251L249 206H251L252 204L251 203H247L246 204V206H245V200H244ZM80 199H81V201H82V203H79V202H81L80 201ZM111 199V200H110ZM211 199H213L212 201H211ZM230 199V198H229ZM251 199H252V201H251ZM60 200L62 201V200H66L65 201V203H67L66 205H71L70 207V209L71 210H69V213L70 212H72L73 211V214L74 213H76V214H72V213H70V214H72V215H70V214H68L69 216H67V218L66 217H62L61 219H60V217H57V215H58V213H59V210H58V207H59V204L61 205V203L63 202H60ZM71 200V201H70ZM72 200H76L75 202L74 201H72ZM83 200H85V201H83ZM129 200H131V201H133V203L131 202V201H129ZM160 200V201H159ZM164 200V201H163ZM181 200H183V198L181 199ZM211 202H210V201ZM217 200V201H216ZM226 200V199H225ZM240 200V199H239ZM247 200V199H246ZM255 200V201H254ZM130 202V204H131V206L132 205H135V207L134 208H132V207H127V208H130V209H125V207L126 206H129L130 204H128L129 202ZM162 201V202H161ZM207 201V202H206ZM263 201H264V199H263ZM74 202V203H73ZM160 202V203H159ZM166 203V205H165V203ZM191 202V204L189 205V203ZM217 202V204H215ZM219 202V203H218ZM224 202V203H223ZM64 203V202H63ZM70 203V204H69ZM72 203V204H71ZM77 203V204H76ZM123 203H126V204H128V205H124ZM142 203H148L150 206H151V209L148 211V212H146V211H143L142 210V208L140 209V210H137L138 208L136 207V206H138V205H141ZM235 203V204H234ZM241 203V204H240ZM74 204V205H73ZM80 204H82V206H80ZM157 204H160V206L158 207V205ZM161 204H162V206H161ZM182 204H183V206H182ZM185 204V205H184ZM195 204H196V206H195ZM203 204H205V205H203ZM213 204V205H212ZM243 204V205H242ZM249 204V205H248ZM79 205V206H78ZM123 205V206H122ZM154 205H157L156 206V208L157 209H153L152 207ZM209 205H210V207H211V210H209L210 209V207H209ZM74 206H78L77 208L79 209V207H80V209L81 210H84L85 211V214H84V212L82 213H80V211L78 210V211H76L77 210V208H76V210H75V212H74ZM113 206V207H112ZM115 206V207H114ZM124 207V209L122 208V207ZM166 206V207H165ZM182 206V207H181ZM185 206H187L188 207V209L185 207ZM243 206L245 207V209L243 208ZM74 207V208H73ZM118 207H120V209L122 208V210L120 211V210H118V212H119V214H118V212H116V214L117 215H113V214H109V212H108V210L110 211L111 209H115L116 208V210H114V211H117V209H118ZM155 207V206H154ZM161 207V208H160ZM162 207H164L163 209H162ZM180 207H181V209H180ZM185 207V209H184V211L182 210L183 208ZM202 207V208H201ZM214 207V208H213ZM257 207V206H256ZM111 208V209H110ZM132 208V209H131ZM140 208V207H139ZM195 208V209H194ZM201 208V209H200ZM205 210H204V209ZM231 208H233L232 206H231ZM251 209L252 211L250 212V210L249 209ZM253 208V207H252ZM180 209V210H179ZM216 209V211H214V210ZM217 209H218V211H217ZM225 209V208H224ZM90 210H92V212L90 211ZM142 210V213H140V211ZM181 210H182V212H184V214L182 215L180 212H181ZM185 210H186V212H185ZM188 210V211H187ZM190 210H192L191 212H190ZM195 210V211H194ZM234 210V209H233ZM242 210V211H241ZM89 211V212H88ZM105 211H107V212H105ZM180 211V212H179ZM194 211V212H193ZM200 211H202V212H200ZM210 211H211V213H210ZM212 211H214L213 212V214H212ZM257 210H255V212H256ZM90 213V214H88V213ZM93 212H95V213H93ZM106 213V215L105 216H109L108 218L109 219H111L112 217H115L114 219H113V221L115 222L116 221V223L118 224V226H117V228H116V226H114L113 225V223L114 222H112V219L111 220H109L107 217H104V219H103V221H104V223L105 222H107L106 224H103V225H101V223L103 222L102 221V219L101 220H98V218H97V221H102L100 224L98 223V222H96V217H99V216H101L100 214H102V213ZM146 212V213H145ZM162 212H163V214H162ZM179 212V213H178ZM190 212V213H189ZM223 212V211H222ZM222 212L220 213V215L222 216V215H224V214H222ZM80 213V214H79ZM97 213H99V216L97 215ZM200 213V214H199ZM216 213V214H215ZM226 214H227V212H225ZM81 214L83 215V216H81ZM97 215V216H95V215ZM107 214H109V215H107ZM181 214V215H180ZM256 214H257V212H256ZM255 214V216H258V215H256ZM77 215V216H76ZM80 215V216H79ZM103 215V216H104ZM113 215V216H112ZM162 215V216H161ZM166 215V216H165ZM179 215V216H178ZM237 215V217L239 218L240 216L238 215V214H236ZM76 216V217H75ZM79 216V217H78ZM230 215H227V218H224V221H227V220H225V219H235V218H237L236 216H235V214H234V216H232L233 218H230L229 217ZM247 216H249V215H247ZM160 217V218H159ZM64 218V219H63ZM99 218H102V216L101 217H99ZM106 218H107V221H105L106 220ZM182 218H179V219H177V220H180V219H182ZM218 218V217H217ZM233 219V221H228V222H231V223H234V221L236 222H241L240 220H241V218H239V219ZM245 218V217H244ZM253 218V217H252ZM203 219V220H202ZM43 220V221H42ZM108 220H109V222H108ZM157 220V221H158ZM176 220V221H177ZM214 220V219H213ZM248 220V221H249ZM262 220V219H261ZM260 220V221H261ZM160 221H162V219L160 220ZM164 221V220H163ZM162 221V222H163ZM168 221H164V222H168ZM201 221H200V223L198 222L197 223V221L194 223V225L195 224H197V225H191L190 226V223L188 224L190 227H192L191 229H189L190 227H188V225H187V223H186V227H188L187 229L188 230H186V227H183V225H181L180 227L182 228H185L184 229V231H185V233H184V231H183V233L181 232V234L182 235H184L185 237H186V233H187V235H188V233H189V235L187 236V238L189 237V239H187L186 240V244H185V246L184 247H177L178 249H174L173 248V250L175 251V254L178 252V253H181V252H183V251H185V250H188V251H190V250H198L200 247H202V245L203 244H201L202 242H201V238H196V241H194L192 238H194L193 237V230H194V232L197 230V228H198V230H199V228H203L201 231L202 232H204V228H205V233L206 232H211L212 230V232H214L215 231V229H216V227H217V225H216V223H214V222H212V221H210L208 224H210V227L208 228L209 230L208 231H206L207 229V227L209 226H205V222L206 221H204V224L202 225V223H201ZM247 221V220H246ZM168 222V225L166 226H164L163 227V224L162 223H158V224H162V227H163V229L164 230H162V231H164L161 235H159L158 237H160V238H158V237H156L157 239H155V240H158V241H154V244L157 246V244L161 241V240H163V239H167V240H164V242L163 241H161L162 243L161 244H167V242H169V240H170V238L169 237H171V240H177V239H179L180 237L181 238H183L184 236H180L179 235V233L177 232V234H176V232L175 231H177V230H175V226H176V228H178L177 227V224H175V225H171L170 223ZM174 222H175V220H174ZM179 222V221H178ZM181 222V221H180ZM127 223L129 224V223H131V224H133V226H134V228L132 229V231H130L129 230V228L128 227H130V226H128L127 225ZM227 222H225V224H226ZM262 223V222H261ZM264 223V222H263ZM48 224V225H47ZM66 225L67 226V228H68V231H67V229L66 228H64V226L63 225ZM116 224V225H117ZM192 224V223H191ZM224 224V225H225ZM228 224V223H227ZM227 224H226V226H227ZM235 224V223H234ZM46 225V226H45ZM69 225V226H68ZM71 225V226H70ZM88 226L89 227V229H90V227H92L93 229H91V230H89V231H92V233L90 234V236L92 235V237H93V239H91L92 241H93V243L91 244V242H89V234L87 235V227L86 226ZM90 225V226H89ZM99 225V226H98ZM110 225H112L113 226V228L110 226ZM178 225H180V224H178ZM214 225H216V227L214 226ZM220 225V224H219ZM239 225H240V223H239ZM244 225V224H243ZM45 226V227H44ZM48 226V227H47ZM61 226H63V227H61ZM81 226H83L84 228H82ZM174 226V227H173ZM199 226H204V227H199ZM212 226V227H211ZM225 226V227H226ZM229 226V225H228ZM250 226V225H249ZM256 226H258V225H256ZM261 226H263L262 224H261ZM23 227V228H24ZM71 227V228H70ZM195 227V228H194ZM197 227V228H196ZM6 228V229H5ZM15 228V229H14ZM48 228V229H47ZM59 228H62V230H63V228L64 229H66L65 231L67 232V235H68V233H72L71 235L69 234V239L68 238H66V239H68V241H69V243H67V241H63L64 243H66V244H69V247H64L63 246V243H61V241H62V239H63V237H65L66 236V232L65 231H63L62 233H64L63 235L61 234V233H59V231L57 232V230L59 229ZM79 228V229H78ZM81 228L82 229H84V230H81ZM116 228V229H115ZM142 228V227H141ZM182 228V229H183ZM220 228V227H219ZM260 228V227H259ZM258 228V229H259ZM2 229H3V231H2ZM11 229H14L13 231H11V232H9V230H11ZM50 229V230H49ZM70 229H72L70 232H69V230ZM76 229H78V233L76 232ZM85 229H86V231H85ZM181 229V230H182ZM210 229H212V230H210ZM231 229V228H230ZM247 229H248V227H247ZM252 229H253V226H252ZM258 229H257V231H258ZM262 229V228H261ZM17 230V231H16ZM48 230V231H47ZM60 230V229H59ZM74 230V231H73ZM144 230V228L142 229V233L144 232L145 233V230ZM180 230V231H181ZM197 230V231H198ZM217 230H219V229H217ZM251 230V229H250ZM256 230V229H255ZM15 231V232H14ZM45 231V232H44ZM61 231V230H60ZM86 232V234H85V236L87 237L88 236V239L89 240H87V244H89L90 243V245H87L86 244V240L83 238V233L82 232ZM169 231H170V233H172L173 232V236L172 235H170V233H169ZM179 231V232H180ZM186 231H188V232H186ZM196 231V232H197ZM200 231V230H199ZM239 231V230H238ZM242 231V230H241ZM248 231V230H247ZM251 231H253V230H251ZM260 231V230H259ZM259 231H258V233H259ZM17 232V233H16ZM22 232V234H20L19 236H20V238H19V236L16 238H14L15 240H21L22 239V236L24 235V232L23 231H21ZM73 232H74V234H73ZM77 234H76V233ZM200 233L202 236L203 235H205V233L203 234V233ZM212 232H211V234H212ZM219 232V231H218ZM235 232V231H234ZM244 232H246V230L244 231ZM250 232V231H249ZM254 232V231H253ZM14 234V235H12V234ZM45 233H46V235H45ZM48 233V234H47ZM51 233V234H50ZM56 233H58L59 235L61 234V236H62V238H60L61 236H59V235H57V237H59V239L60 240H58L57 241V239L58 238H56ZM81 233V235H83L82 237H81V235H78V234H80ZM88 233H90V232H88ZM164 233H165V236H164ZM166 233H168L167 234V236L169 235V237L167 238L166 237ZM175 233V234H174ZM230 233H232V232H230ZM230 233L228 234L229 235V237H226V236H222V237H217L218 239L220 238V240H219V242L217 243V244H219V243H226V242H228V245L230 244V245H232L233 244V238H235V237H237L238 235H240V234H237V236H236V234H235V236L234 237H232L231 238V236L232 235H234V234H231L230 235ZM236 233V232H235ZM247 233V232H246ZM245 233V234H246ZM255 233V232H254ZM253 233V234H254ZM257 233V234H258ZM10 234V235H9ZM196 234V233H195ZM209 234V233H208ZM207 233H206V235H208ZM224 234H226V233H224ZM242 234H244V233H242ZM241 234V235H242ZM252 234V235H253ZM256 234V233H255ZM264 234V233H263ZM10 237H9V236ZM50 235V236H49ZM158 235V234H157ZM179 235V238H175V237H177ZM198 235V234H197ZM5 236H7V238H5ZM44 236V237H43ZM47 236V237H46ZM49 236V237H48ZM84 236V237H85ZM125 236H127L126 238H125ZM9 237V238H8ZM11 237H13V238H11ZM43 237V238H42ZM67 237V236H66ZM91 237V238H92ZM114 237V238H113ZM117 237H119V238H121V237H123L122 239H124L125 240V243L124 242H122V240H120L119 238V240L118 241H116L115 243H116V247L115 246H113L114 245V241H115V239L117 238ZM142 237V236H141ZM154 237V238H153ZM163 237V238H162ZM165 237V238H164ZM173 237V238H172ZM184 237V238H185ZM225 237H226V239H225ZM241 237V236H240ZM242 237H243V235H242ZM246 237V236H245ZM245 237H243L244 239H245ZM261 237H263V235L261 236ZM25 238V235H24V237H23V239ZM49 238V239H48ZM84 239L85 241H83L82 239ZM109 238H111V243H109V244H106V241H109L108 239ZM140 238V237H139ZM181 238H180V241H181ZM184 238L182 239V240H184ZM204 238V237H203ZM202 238V239H203ZM216 238V237H215ZM222 238V239H221ZM51 240V241H47V242H44V240ZM54 239H56V240H54ZM65 239V238H64ZM65 239V240H66ZM114 239V240H113ZM218 239L217 240H215V241H218ZM231 239V240H230ZM242 239V238H241ZM259 239V240H258ZM264 239V238H263ZM262 238H261V243H260V238H255V239H250V241H249V243L247 244V241H245V240H242L241 242H243L242 244L240 243V244H238V246L236 245H234L235 247H236V251L235 252H237L238 250L240 251V253L242 252L241 250L242 249H245L246 248V250H247V247L248 248H250L249 246H251L252 245V243L253 242H255V243H253V247L254 246H256V247H260V246H262L263 248H264V240H263ZM160 240V241H159ZM171 240H170V242H171ZM189 240L191 241V242H189ZM214 240V239H213ZM221 240H223V242H221ZM228 240V241H227ZM252 240V241H251ZM254 240V241H253ZM256 240V241H255ZM263 240V241H262ZM59 241H60V243H59ZM104 241H105V243H104ZM119 241H121V242H119ZM167 241V242H166ZM177 241H179V240H177ZM188 241V242H187ZM199 241V243H197ZM203 241V240H202ZM259 243H258V242ZM4 242V241H3ZM6 242H7V240H6ZM85 242V243H84ZM89 242V243H88ZM118 242V243H117ZM158 242V243H157ZM230 242H232V244L230 243ZM7 243H9V241L7 242ZM81 243V246L79 245ZM113 243V244H112ZM174 243V242H173ZM172 243V244H173ZM177 243V242H176ZM197 243V244H196ZM213 243H214V241H213ZM245 243L247 244V245H245ZM45 245V246H43L42 247V245ZM49 244V245H48ZM60 244H61V246H63V248H65V249H62L61 250V246H60ZM84 244H86V245H84ZM121 244H124V245H121ZM188 244H190V245H188ZM192 244H193V247H192ZM216 244V243H215ZM261 244V245H260ZM263 244V245H262ZM3 245L4 244H2V240H0V250L1 251H3L2 253H3V255L4 254H6V252L8 251L9 252V250H11V249H6L7 251H5V250H2V247H3ZM8 247H9V245L10 244H6ZM5 245V246H6ZM117 245H120V246H117ZM155 245H153V246H155ZM196 245H200L199 247L198 246H196ZM205 245V244H204ZM225 245V244H224ZM232 245V246H233ZM239 245L241 246H243V247H239ZM245 245V246H244ZM65 246H67V245H65ZM88 246V247H87ZM166 246V245H165ZM165 246L164 245H161L160 247L161 248H165ZM168 247H170L171 245L168 243V245H167ZM166 246V247H167ZM187 246V247H186ZM195 246V247H194ZM7 247V248H8ZM40 247V248H39ZM131 247H132V249H133V251L131 252ZM238 247H239V249H238ZM10 248V247H9ZM161 248L157 251L159 254H166L165 252L163 253V251H161ZM192 248H194V249H192ZM196 248V249H195ZM231 248H233V247H231ZM255 248V247H254ZM3 249H4V247H3ZM36 249H38V250H36ZM202 249V248H201ZM238 249V250H237ZM251 249V248H250ZM253 249V248H252ZM23 250H24V248H23ZM22 250V251H23ZM37 251V254H36V251ZM123 251L121 254L119 253V251ZM127 252H126V251ZM146 250H147V252L148 253H146ZM232 250V249H231ZM234 248H233V252H234ZM21 251V252H22ZM115 252V251H118V253H119V256H116V257H119V258H113V257H110L108 254L110 253V252ZM160 251V252H159ZM177 251V252H176ZM188 251H186V253L188 252ZM224 251V250H223ZM259 251V250H258ZM261 251H262V249H261ZM260 251V252H261ZM13 254H15V253H17V252H15L14 250L13 251H11ZM11 252H9V253H11ZM202 252V251H201ZM263 252V251H262ZM118 253H116L115 252V255H117ZM178 253H177V255H178ZM256 253V252H255ZM213 254V253H212ZM217 254V253H216ZM215 254V255H216ZM236 254V253H235ZM0 255L2 256V254H1V252H0ZM10 255V254H9ZM112 255H114V254H112ZM115 255H114V257H115ZM122 255V256H121ZM145 255V256H144ZM153 255L155 256V254L153 253ZM230 255H233V254H224V255H221V256H223V258H227V256L229 257ZM244 255V254H243ZM246 255V254H245ZM109 256V257H108ZM124 256V257H123ZM151 256H152V254H151ZM151 256H149L150 258H151ZM225 256V257H224ZM247 256V255H246ZM34 257V258H33ZM38 257H40V258H38ZM101 257V256H100ZM100 257H98V258H100ZM123 257V258H122ZM149 257H147V259H146V261L144 260V261H142L141 263H145V264H147V260H149L150 258ZM169 258V256H166L165 258H164V255L161 257V259L162 260H164V261H162L161 263L162 264H166L167 262V260H168V258ZM181 257V256H180ZM207 257V256H206ZM218 257V258H217ZM244 257V256H243ZM35 258H36V260H35ZM94 258V259H93ZM153 259H154V257H152ZM164 258V259H163ZM215 258V257H214ZM225 258V259H226ZM230 258V257H229ZM248 258V257H247ZM40 259H43V260H40ZM81 259V260H80ZM160 259V260H161ZM170 259V258H169ZM175 258H173V260H174ZM196 259V258H195ZM208 259V258H207ZM207 259H205L206 261H207ZM240 259V258H239ZM252 259H253V257H252ZM254 259H255V257H254ZM257 259V258H256ZM33 260H35V261H33ZM37 260H39V261H37ZM97 260V259H96ZM95 260V261H96ZM100 260V259H99ZM99 260H97V261H99ZM211 258H209V261H207L208 262V264H209V262H210V264H219V263H221V262H223V261H221L220 259H219V256H216V259L215 260H218L217 262L215 261V263H214V260L211 262ZM248 260H249V258H248ZM96 261V262H97ZM101 261H99V263H102V264H104L103 262H101ZM122 261V262H119L120 264H124V263H126L127 261ZM159 261V260H158ZM206 261H205V263H206ZM220 261V262H219ZM239 261V260H238ZM250 261V260H249ZM47 262V263H46ZM70 262V263H69ZM114 262V263H113ZM244 262H245V260H244ZM28 263H30V262H28ZM27 263V264H28ZM143 263V264H144ZM159 263H160V261H159ZM204 263V262H203ZM237 263V262H236ZM96 264V263H95ZM98 264V263H97ZM127 264V263H126ZM150 264H154V262H150ZM158 264V263H157ZM248 264V263H247ZM252 264V263H251Z\"/></svg>","mask_w":264,"mask_h":264},{"label":"rangeland","instance_id":"2","mask_svg":"<svg viewBox=\"0 0 264 264\" xmlns=\"http://www.w3.org/2000/svg\"><path fill=\"white\" fill-rule=\"evenodd\" d=\"M20 0H0V25H4V24H7V23H5V22H7V21H9L12 25H9L10 23L8 22V26H10V27H8L7 25H4L3 27H1L0 29H2V28H6V29H9V28H13L16 24L18 25L19 24V22H22V21H25V20H28V19H36V18H44L45 17V15H47L48 16V14H43V16H42V14H41V8L43 7V1L40 3V2H38V4L36 3V5L37 6H39V7H41V8H39L38 9V7L35 5V2H33V0H29V2H25V3H23L24 5H21L22 3H20L19 2ZM34 1H36V0H34ZM40 1V0H39ZM128 2V3H126V2ZM75 0V2H76V7L74 8V9H69L68 10V13L72 16V19H75V18H78V17H81V16H87V17H94V19H95V17H96V19H97V21L95 20V22H97L98 23V20H102L100 23L101 24H103L104 26H106L107 27V29H111L112 27H113V25L114 26H117L118 25V22L120 21V23H121V20L123 21V23L125 22L126 24H129L130 22L129 21H131L132 20V17L134 16V19H136V21L134 20V23H132V24H135V25H137V20H139L138 18H144L145 20H146V18L149 16V15H147L146 13L149 11L148 9H151V7H153V8H156L155 10H154V12L156 11V13H159V11H162V10H160V8L158 9L157 7V4H156V6L155 5H153V4H151L152 2H157V3H160V2H165V3H169V6L171 7V6H174L175 4H176V2H179L180 0H156V1H154V0H147V1H149V2H147L146 3V0L145 1H143V2H140V3H145V5H143V6H145L146 7V9H143V6L140 4V3H138L139 1H141V0H134L135 1V3H136V5L134 6V8L132 7V6H129L130 5V2H131V5H134L132 2H134L133 0L132 1H130V0ZM130 1V2H129ZM137 1V2H136ZM170 1V2H169ZM197 1H201V0H193V2L191 3V5L193 6V5H195L196 3H197ZM202 1H204V0H202ZM211 1H213V2H215V3H218L219 1L218 0H211ZM210 1V2H211ZM227 1H229V0H227ZM235 1H237V0H235ZM241 1V0H240ZM259 1V0H258ZM258 1H257V3H258ZM261 1V0H260ZM21 2H22V0H21ZM205 2H207V0L205 1ZM209 2V1H208ZM207 2V3H208ZM212 2V3H213ZM226 2V1H225ZM224 2V3H225ZM244 2V1H243ZM242 2V3H243ZM111 3H113L111 6H110V4ZM140 4V6L138 5V4ZM151 4L150 6H148V4ZM228 3H230V1L228 2ZM237 3V2H236ZM235 3V4H236ZM239 3V2H238ZM236 4V5H241V4ZM247 3H248V9H250V11L247 13L248 14V18L246 17V19H247V22H249V23H245L246 24V26H243V27H245L246 29L244 30L241 26H239L240 24H238L239 22L236 20V19H234V17L231 15V14H228V16H229V18H228V21H229V19L230 18H232V20L234 19V20H236L237 21V27H239V28H241L242 30H244V32H245V34L243 35V36H245V37H241V40L239 39L240 37L238 36V34H241L240 32H242V30L241 31H239V33H238V31H237V34H236V32H234L235 34H236V37L238 36L239 38H236L235 36H233V37H235L234 39H236L237 40V44H238V42H239V40L240 41H242V39H244V38H246V37H250L249 35L251 34L250 32H251V28H250V26L252 27V25L250 24L251 23V21H250V16L252 15V13H253V10L256 8L255 7V4L254 3H256V1H248L247 0ZM247 3H246V6H247ZM256 3V4H257ZM262 5H263V7H264V2L262 1V2H260ZM128 4V5H127ZM110 7H109V6ZM226 5V6H225ZM225 5H224V7H228L229 9L228 10H231V11H233L232 10V8H235L234 10L235 11H239V14H240V8H243L244 9V7H240L239 9L240 10H236V7H239V6H236V7H231V6H227V3H225ZM231 5H234V4H232L231 3ZM242 5H244V4H242ZM254 5V6H253ZM259 4H257L256 6H258ZM105 6H107V8L105 7ZM123 6H125V7H123ZM142 6V7H141ZM261 6V5H260ZM95 8L94 9V11H93V9L90 11L89 10V8ZM119 7H123V8H125V9H127V14L126 13H123L122 11H124V10H122L123 8H120L121 10V13H120V15H119V17L118 18H116V19H112V17H110V14H112V12H114V11H111L112 9H117V8H119ZM142 9V10H144V12H143V14H142V11L139 9ZM144 7V8H145ZM147 7H150V8H147ZM223 7V5H221V3L220 4H217L215 7H213L214 8V10H220L221 8H222V10L219 12V14H217V15H219V18H217V15H216V17H215V19H213L214 21H215V27H216V29L215 28H213V27H210L211 29V31L212 32H206V28H205V30L203 29V31L204 32H202L201 31V33H199V32H194V33H192L191 35H189V34H187V32H188V30H191V29H193V26H187V27H185L186 29H185V31H186V34H187V36H186V34L184 33L185 31H183L184 30V28L182 29V30H180V31H182L183 33H184V35L186 36H183V33L181 34L180 33V31L178 30V31H173V30H171L170 29V33H168V30L167 29H164L165 31L163 32V31H161L162 33H160V32H158L159 33V37L160 38H168V37H171V35L173 36V35H175V36H177L178 38H179V40H178V42L176 43H165L163 46L165 47H162V49L164 48L166 51H168V53L164 50V52H163V54L165 53V54H167V55H169V57H167V55H160V56H155V60L158 62V57L160 58V57H162V56H164V58H166V60L168 59V61H169V63H171L170 65H169V63H166V61L163 63V61L161 60V59H163V57L161 58V59H159V61L161 62V64H163V66H169V67H166L165 69H163L162 71L161 70H159V72L157 73V78H156V80H157V82L158 81H160L161 79H162V81H160L161 83L163 82H167L166 83V85L164 86L163 85V83L161 84V83H156L155 81H154V83H153V87H155L154 85H155V83H156V86L158 85V84H161L160 86L158 85L157 87H155L153 90V92L152 93H149L148 91V94H150V97H149V95H147V92H146V97L148 96V98H146V97H144L145 96V94H143V99L146 101V102H148V103H145V101L143 100V99H141V98H139V97H137L136 95H135V93H136V90H137V88L136 87H134V85L135 86H139V84L137 85V83H139V79L141 78L140 77V75H142V74H146L145 73V69H146V67H145V63H147L148 62V57L147 56H141L140 57V55L142 54V55H144V52H145V50H143V49H145V48H143V47H145V46H147L146 45V43L148 42V39H147V37H146V32H143V29L146 27L145 25H141V23H140V21H142V20H139L138 22L140 23L139 25H141L142 27L144 26V28L141 30V28H140V30H139V28L137 29H135V27H133V28H129L128 26H126L125 25V27L126 28H128L129 30H126V31H128L129 32V34L126 36V38L128 37V36H131L132 38H130V37H128L127 38V40H125V38H123V40H125V45H123L125 48H124V50H127L128 48V50H130V51H132L133 52V49H134V47H135V49H134V52H133V54L134 53H136L137 52V50H138V53H136V54H134V57L133 58H131V59H133L134 60V58H136L137 56H139V57H137V59H139L138 61H139V64H138V62H137V64H136V59H135V63L134 64H128V63H126L125 62V64L127 65V66H129V67H127L126 68V66H125V64L122 62V60L120 59V61L119 62H121V64H123L124 66H125V68L126 69H124V70H128V68H129V70H131V76L132 77H130L131 79H129L128 80V82H126V81H124V83H123V81H121V82H114V78H113V83L111 82L110 83V87H109V97H107V98H111V99H109V100H107V99H105V100H107V103L105 102V104H104V102H103V100H100V99H97V101L96 100H94V101H96V102H94L93 103V105H92V103L91 102H87L88 103V106H90V108H92V107H94V109L92 110V111H90L91 109H89V107H88V109H89V111H88V109H87V113L88 112H91L89 115H90V117L89 118H91V116L94 114V115H97V117H100V115L102 114L103 116H107L106 118H109V120H111V117H108V116H110V114H108L109 113V111L110 110H108V109H110L111 108V103L109 104V102H111L112 100L113 101H120V103L119 104H124V101H125V103L127 104L128 102H126L127 100H125V98L126 99H129V98H131V100L132 101H134V102H132L133 104V107L132 106H130L131 105V103H128V104H130L129 105V109H128V104L126 105V104H124V107L126 106V108H123V109H126V110H123L124 112V116L122 117V120H126V122H124L125 123V125L123 124V126H125L126 128H130V127H137V126H139V124L140 125H142V123H143V125L145 126V124H146V126H147V124L149 125V123H147V122H145V124H144V121H148L149 122V120H148V118H150V116L152 115V113L153 112H155V113H157L158 111L160 112L161 110H162V108L164 107H162V105H160V104H162L163 103V101H164V103H166L165 101H167V100H171V98H172V100L170 101V102H172V101H175V99L174 98H177V101L174 103L175 104V110L173 109H171L172 110V112L174 111L175 113H176V115H175V113H174V120L173 119H171L172 121L167 125L166 124V126H168V127H166L165 125L163 126V124H165V123H163V122H161V123H163L162 125L161 124H159V125H161L162 126V128H159V127H161V126H158V128H159V130L161 129V131L162 132H165V131H167V130H169V128L170 127H172L173 125H175V126H173V130H171L170 132H171V135H176V132H178L179 130H178V127H179V125L181 126V121L184 123V124H182V125H185L186 127H188V126H190L189 128H194V127H197V126H199V127H203V125L204 124H202V125H200L201 123H203L204 121H205V119L207 118V120H206V122H205V124L207 125V126H209V127H213V129H215V127H218L219 125H222V121L224 120V122L227 120V121H229V122H231L230 123V125L233 127V128H236V126H239L240 127V125H238V124H240V123H238V122H243L244 124H247L246 126H249L250 124L252 125V122L254 121L255 122V120L256 119H263L264 117V110H263V108H261V106H260V104H258V100H260L261 101V99L259 98L261 95L260 94H258L257 93V95H255V93H256V91L255 92H253V91H251V88H253L254 87V89H256V85L258 84V81H259V83H260V85H259V88H261L262 86H264V79H260V77H259V75L257 76V79L255 78V76H254V74H256V71H255V73L253 72L254 71V68L253 69H251V70H253L252 72H250V69H248L249 67L251 68V67H254V66H252V64L253 65H255L256 66V68H257V65L255 64V63H252L250 66H248L249 65V63L248 62H246V64H247V66L246 65H244L245 67H247V68H245V67H242L243 69L245 68L246 70L248 69L249 70V72H246L245 70H240L241 68V64L243 65V63L246 61V56H250V58L249 59H247V61L248 60H250L251 59V54L250 53H252L251 52V50H249V46H247L248 44L246 43V40L245 41H243V42H245V46H247V50H248V52L250 51V53L249 54H247V55H245L246 54V48H244V50H243V52H241V51H239V52H241V53H239V52H237V53H235V51L234 50H237V48L235 49V46L233 47V45L236 43V40H232V39H230L231 38V35H234L233 33H230V35H229V39L231 40V42L232 41H235V42H233V45L231 46V48H224L225 46H227L228 44H226V43H228L230 40L227 38V40H229L228 42H227V40H224V31L225 30H223V28L224 29H227V27L226 26H223V25H225V21H227V19H225V21H223L222 20V18H221V16H224L223 15V13L225 12V10L226 9H223L224 8ZM262 7V6H261ZM262 7V8H263ZM110 8V9H109ZM135 8H137L136 10H135ZM213 8L211 9V12H213V14L215 13L214 12V10H213ZM242 9V10H243ZM248 9L247 8H245V10H247L248 11ZM258 9V8H257ZM111 12H110V11ZM134 10V11H133ZM140 10V11H139ZM241 10V11H242ZM90 11V12H89ZM130 11V12H129ZM136 11H138V12H136ZM146 11V12H145ZM230 11V12H231ZM246 11V12H247ZM100 12H101V14H100ZM235 13V12H234ZM60 14V12L59 11H54V12H50L49 13V18L47 17V18H45V19H47L48 20V22H49V25H48V27H47V33L48 34H50V35H52V34H54L55 32H56V29H55V23H56V16H58V15ZM123 14H125V15H123ZM212 14V15H213ZM216 14V13H215ZM214 14V15H215ZM244 14H245V11H244ZM246 14V15H247ZM98 15H101V17H99ZM231 15V16H230ZM245 15V16H246ZM131 16V17H130ZM136 16H138V17H136ZM210 16H211V14H210ZM234 16H236V18H238V20H240V16L239 15H234ZM237 16H239V17H237ZM245 16L243 15L242 17L243 18H245ZM101 18V19H98V18ZM121 17V18H120ZM136 17V18H135ZM209 17V16H208ZM214 17V16H213ZM40 18V19H41ZM119 18L121 19V20H119ZM166 17H161V19L162 20H164ZM210 18H212V17H210ZM224 18H227V15H226V17L224 16ZM223 18V19H224ZM37 19V20H38ZM131 19V20H130ZM143 19V20H144ZM246 19H241L240 20V22H241V24H242V22L244 23V22H246L245 20ZM148 20V19H147ZM231 20V19H230ZM231 20V21H232ZM133 21V20H132ZM223 22V24H221V22ZM129 22V23H128ZM230 22V21H229ZM4 23V24H3ZM96 23V24H97ZM99 23V24H100ZM119 23V24H120ZM235 23V22H234ZM15 24V25H14ZM93 24H95V23H93ZM244 24V25H245ZM102 25V26H103ZM131 25V24H130ZM228 25V24H227ZM231 25V24H230ZM264 24H262V26H263ZM6 26V27H5ZM12 26V27H11ZM119 26V25H118ZM121 26H123L124 27V24L123 25H121ZM138 26V25H137ZM222 26H223V28H222ZM234 26H235V24H234ZM16 27V26H15ZM139 27V26H138ZM217 27L219 28V29H217ZM236 27V28H237ZM125 28V29H126ZM221 28H222V30H221ZM250 28V29H249ZM257 28H260V26L258 27L257 26ZM257 28H256V30H257ZM29 29V28H28ZM28 29H26V31L28 30ZM32 29V28H31ZM31 29H29L28 31H32ZM209 29V27L207 28V30ZM215 29V30H214ZM233 30L234 28L233 27H231L230 28V30ZM261 29V28H260ZM76 29L75 28H73V31H75ZM166 30H167V33H166ZM219 32V33H217V31ZM229 30V31H230ZM236 30H238V28L237 29H235V31ZM141 31V32H140ZM171 31H172V33H171ZM223 31V32H222ZM227 31V30H226ZM228 31V32H229ZM259 30H257V32H258ZM190 32V31H189ZM231 32V31H230ZM261 32V31H260ZM263 32H264V30H263ZM20 33H23V32H20ZM27 33H36V35H38V36H40L41 38H42V35L43 34H40V33H44V32H25V34H27ZM40 35H39V34ZM91 33V32H90ZM96 33V32H95ZM100 33V32H99ZM97 34L98 35V37L97 36H94V38L95 37H97L98 39L99 38H101L100 37V35L102 34ZM115 33H117V37L115 38V39H117V38H119V40H121L120 38L122 37V35H121V33L123 34V32H104L103 33V36H105V38L108 40V41H113V37H115V36H113V34H115ZM125 33L126 32H124V35H125ZM134 33H136V34H138L137 36H140V37H142V38H137V41H136V38H135V34ZM175 33V34H174ZM202 34L199 38H198V36H197V39H196V42H197V40H198V45L197 46H194V47H197V49H196V51L197 52H195V51H192V47L190 46L191 44H193V43H196V42H193L194 41V39L196 38V36H195V34ZM211 33H214L215 35H218L217 37L215 36V37H213L212 35H214V34H212L211 35ZM227 33V32H226ZM255 33V32H254ZM259 33V32H258ZM258 33H256V34H258ZM88 34H89V32H88ZM95 34V35H96ZM105 34V35H104ZM140 34V35H139ZM167 34V35H166ZM169 34V35H168ZM222 36V34H223V44H219V46L216 44L217 43V39H221L219 36L220 35ZM229 34V33H228ZM91 35L92 34H89V36L91 37ZM94 35V34H93ZM92 35V36H93ZM118 35H121V36H118ZM182 35V36H181ZM188 35H189V38H188ZM194 35V38L193 37H190V36H193ZM226 35V34H225ZM259 35V34H258ZM145 36V37H144ZM161 36H165V37H161ZM227 36V35H226ZM240 36H242V35H240ZM257 36V35H256ZM260 36L262 37L263 35H261V33H260ZM89 37V38H90ZM109 37H112L111 39L112 40H109L110 38ZM125 37V36H124ZM212 37V38H211ZM232 37V38H233ZM252 37V36H251ZM255 37V36H254ZM88 38V39H89ZM105 38H104V40H105ZM133 38H135V42H133L132 44H130V46L128 45V46H126L128 43H127V41L129 40H134ZM182 38H184V40L185 41H187V39H189V41H191V42H193V43H191L190 45H188L190 42L189 41H187V48L188 47H191V51L193 52L192 53V56H194L193 58H194V60H195V62H196V59L198 58L197 56L198 55H196L195 53H198L199 55H201L202 56V59L204 58H206L207 56H210V54L211 53H209V52H212V56H210L212 59H213V54H214V50H212V46H214V44H216L217 45V47H221L220 49H218V51L219 52H217L216 50H215V60H213V61H215L216 63H215V67H214V69H213V67H211L214 63L212 62H208L209 63V65H208V69H210L209 67H211V71L213 70V74L214 75H212V76H210L209 74H212L211 72L209 73V70L208 71H204L203 69H206V68H203L202 67V69H201V71H204L205 73H208V74H205V76H204V73L202 72V76H200V74H199V72H198V74H199V80H200V78H201V80H208V78L210 77H212L211 79L209 78V80H211V82H212V79L215 81V84H217V85H214V81L211 83V88H210V91H212V93L213 92H216L217 93V96H220L221 94H225V90H227V92L229 91V93H231L232 94V98H229V96L227 97V98H225L226 99V101L224 100V104L225 105H222L221 103H220V105L221 106H219V105H217V110H215V108H213V107H216V103H214V102H212V101H209V99H208V102H206L207 101V96L206 95H204V96H206V100L205 99H202V100H204L206 103H202V105L200 104L201 102H202V100H201V102L198 104V105H196L195 104V101H193L194 102V105H196V106H199L200 107V109L202 108V107H204L205 109L207 108V107H212L213 109H214V112H211L210 114H211V118L208 120V117L210 116H208V117H206L207 115H205L206 114V112H205V119H203L202 121H201V119H200V121H198V119L197 120H195L194 118V122H193V124L191 123H189L190 122V118H191V116L195 113V112H197V110H196V108L197 107H195V106H193V102H191V105H188V104H190V101H188L187 100V103L185 104L184 103V100H186L187 98L189 99V95H196L197 94V92L198 93H200L199 92V89H198V86H200V85H202L203 83H205V81L202 83V84H199V83H197V84H199L198 86H197V91L196 90H193V89H195V87L192 89V91L191 92H188V91H186V92H182L181 91V89H180V84L181 83H183V81L184 82H186L185 80H183V81H181V75H179V73H180V70L181 69H179V67H176V60L177 59H179V61L177 60V63L178 62H183V61H186V62H188V66L191 68L192 67V65H194V64H192L191 63V61H188L187 59H186V57H188V58H190V56L191 55H189L188 54V51L190 50H188L187 48H186V45L185 46H183V42H182ZM190 38H191V40H190ZM213 38H215V40H213ZM226 38V37H225ZM90 39H92V38H90ZM97 39V40H98ZM102 39V38H101ZM142 39V40H141ZM144 39V40H143ZM259 39H260V37H259ZM46 40V39H45ZM94 40H96V39H94ZM103 40V39H102ZM106 40V41H107ZM119 40H116V42H118ZM132 40L130 41V42H132ZM139 40H141V43H143L142 45H141V47L139 46L140 45V41ZM261 40V39H260ZM260 40H259V42H260ZM84 41V40H83ZM85 41L87 42V44L89 43V42H91V41H93V39L91 40V41H87L86 39H85ZM99 41V40H98ZM101 41V40H100ZM100 41H99V43H100ZM107 41V42H108ZM144 41V42H143ZM224 41H226L225 42V46H223L224 45ZM257 41H258V37H257ZM262 41V40H261ZM44 43H49V41L47 40V41H43ZM81 42V41H80ZM80 42H79V44H78V46H76V47H74L73 48V50H72V52H74L75 54H83L84 56H86L87 55V57L89 56H91L92 54V50L90 49V45L88 46V45H86V43H82V44H80ZM94 42V41H93ZM92 42V43H93ZM97 42V41H96ZM137 42L139 43V45L138 46H135V45H137ZM220 42H221V40H220ZM219 42V43H220ZM231 42H229L230 44H231ZM242 42V43H243ZM264 42V41H263ZM263 42H260V43H262L263 45H264V43ZM95 43V42H94ZM94 43H93V45H94ZM98 43V42H97ZM96 43V44H97ZM115 43V42H114ZM121 43V42H120ZM222 43V42H221ZM241 43V42H240ZM256 43V42H255ZM95 44V45H96ZM110 44H111V42H110ZM172 47V49L174 50V47L173 46H175V44L177 45V48L175 49V54L174 55H170V54H173L174 53V51H172V49L171 50H168L167 48H168V46L169 45ZM251 44V43H250ZM249 44V45H250ZM92 45V44H91ZM121 45H122V43H121ZM220 45H222V46H220ZM239 46L238 47H240V49H241V45L240 44H238ZM243 45H244V43H243ZM260 46V44H259V46H260V48L257 50V52H256V54L257 55H260L261 57L262 56H264V46ZM87 46L89 47V49H88V52H87ZM96 46H98V45H96ZM117 46V45H116ZM193 46V45H192ZM92 47V46H91ZM112 47V46H111ZM110 47V48H111ZM127 47V48H126ZM137 47V48H136ZM184 47V48H183ZM212 47V48H211ZM232 47L234 48V49H232ZM93 48V47H92ZM107 48H109V47H107L106 46V48H105V50H106V52H107V50L109 51V53L111 52V50H109V49H107ZM118 48H119V45H118ZM117 48V49H118ZM186 48V49H185ZM223 48V49H222ZM262 48V49H261ZM94 49H95V47H94ZM98 49H100V48H98ZM123 49V48H122ZM121 49V50H122ZM170 49V48H169ZM182 49H185V50H182ZM226 49V50H225ZM230 49H232L233 51L231 52V51H229ZM240 49H238V50H240ZM113 50L115 51V52H117L116 51V49H114L113 48ZM112 50V51H113ZM124 51V53L125 54H127V52H129V51ZM177 50V51H176ZM188 50V51H187ZM194 50V49H193ZM261 50V51H260ZM96 51V50H95ZM120 51V50H119ZM119 51H118V53H119ZM140 51L142 52V53H140ZM170 51H172V52H170ZM259 51H260V54H259ZM94 52V51H93ZM99 52V51H98ZM97 52V53H98ZM170 52V53H169ZM187 52V53H186ZM233 53V54H231V53ZM262 52V53H261ZM100 53H101V51H100ZM99 53V54H100ZM114 53V52H113ZM123 53V52H122ZM121 54L122 56L124 55V57H122L121 56V58L123 59V61H127V58L126 59H124L125 58V56H127V55H125V54ZM130 53V52H129ZM189 53H190V51H189ZM9 54H10V49H8V48H4L1 52H0V69L2 70L3 68L5 69V67L7 68V69H12V66L13 65H15L16 63H17V56L16 57H13V56H9ZM93 54H95V53H93ZM108 54V53H107ZM111 54V53H110ZM107 55V56H105L103 53H101L100 55H98L97 54V58H98V56H100L101 58V60L99 59H93L92 60V58L93 57H96L95 55L91 58V63H92V61H93V63H94V60L96 61L95 62V64H97L96 65V67L97 66H100V65H102V64H104V65H106V67L108 66L107 65V63H109V59H108V61H107V59H105V62H103L104 60H102V55L105 57V58H111V57H109V56H112V57H114V55L112 54V55ZM131 54V53H130ZM130 54H129V56H130ZM133 54H131V55H133ZM194 54V55H193ZM209 54V55H208ZM217 54V55H216ZM232 55L231 56V58L230 57H228L229 55ZM238 54H240V55H238V57L240 58V56H241V61H237L238 59V57H236ZM118 55V54H117ZM116 55V56H117ZM186 55H188V56H186ZM170 56H171V58H173V60H174V64H173V60L170 58ZM175 56H177V57H175ZM191 56V57H192ZM200 56V57H201ZM254 56H255V54H254ZM253 56V57H254ZM88 57V58H89ZM103 57V58H104ZM120 57V56H119ZM146 57V58H145ZM156 57H157V59H156ZM236 57V58H235ZM259 56H257V58H258ZM261 57H260V60H261ZM116 58V57H115ZM129 58V57H128ZM174 58H176V59H174ZM193 58H190L189 60H192ZM226 58H228V59H230V60H232L233 58H235L236 59V63H234V62H232L233 60H235V59H233L232 61H230L231 62V64H230V62H229V60L227 61V59ZM264 58V57H263ZM112 59V61H114L113 60V58H111ZM117 59V58H116ZM130 59V60H131ZM144 59H146V60H144ZM201 59V58H200ZM209 59V57L207 58V61H209L208 60ZM219 59V60H218ZM97 60H98V62H97ZM118 60H119V58H118ZM118 60H116V61H118ZM129 60V59H128ZM154 60V59H153ZM170 60H171V62H170ZM194 60H192V61H194ZM221 60V61H220ZM251 60H253V61H255L256 62V60H254V59H251ZM250 60V61H251ZM263 61H262V63L264 64V59H262ZM197 61H200V60H198L197 59ZM204 62H205V60H203ZM206 61V62H207ZM219 61V62H218ZM111 62V61H110ZM119 62H117V63H119ZM128 62V61H127ZM130 62V61H129ZM131 62H132V60H131ZM156 62V63H157ZM160 62H158V63H160ZM201 62H202V60H201ZM200 62V63H201ZM205 62V63H206ZM222 62V63H221ZM228 62V63H227ZM252 62V61H251ZM93 63L91 64V65H93ZM198 63V65H199V62H197ZM197 63H196V65H197ZM205 63H204V67H205ZM208 63H206V65L208 64ZM225 63V64H224ZM240 64V66H235V68H234V65L235 64ZM260 63H261V61H260ZM114 64H115V62H114ZM114 64H112V66L114 65ZM135 64L137 65L136 67H137V69H134V71H132V69L133 68H136L135 67ZM160 64V65H161ZM192 64V65H191ZM211 64V65H210ZM219 64V65H218ZM234 64V65H233ZM262 64V65H263ZM44 66H47V65H50V62H45L44 64H43ZM90 65V64H89ZM122 65V66H123ZM173 65V66H172ZM197 65V66H198ZM201 65H203V63H201ZM200 65V66H201ZM228 65H229V67H228ZM94 66V65H93ZM92 66V67H93ZM111 66V65H110ZM118 66H121L120 65V63L118 64ZM121 66V67H122ZM131 66V67H130ZM162 66V65H161ZM174 67V68H173ZM195 68H196V66H194ZM194 67H192V68H194ZM199 67V66H198ZM217 67V68H216ZM231 67V68H230ZM260 67H261V65H260ZM263 67V66H262ZM58 68V67H57ZM97 68H99V67H97ZM101 68V67H100ZM113 68V67H112ZM112 68H108V72H110V70L109 69H112ZM115 68H118L117 67V64H116V67ZM123 68V67H122ZM170 68V69H169ZM264 68V67H263ZM96 70V68H95V66H94V68H92V70ZM119 69H121V68H119ZM199 69V68H198ZM234 69H235V71H234ZM91 71V69H90V72L89 71H87V72H89V75L88 76H90V74H92L91 76H93V74H95V77H93V79H96L97 80V76H96V71ZM99 70H101V78H105V76H106V78H107V75L106 74H108V73H105V72H103V70L102 69H97V73H98V71ZM105 70V69H104ZM115 70V69H114ZM118 70V69H117ZM124 70L122 71H119L118 70V73L119 72H121L120 74H123L122 72H124ZM140 70V71H139ZM231 72V70H232V72L234 71L235 73H230V75H231V78H229L228 79V77H229V72ZM257 70H258V68H257ZM259 70L262 72H264V69H260L259 68ZM116 71V70H115ZM137 71V72H136ZM174 71V72H173ZM196 71H197V69H196ZM200 71V70H199ZM201 71H200V73H201ZM259 71V72H260ZM128 72H130V71H128ZM127 71L126 72H124V74L126 73V75L125 76H122L121 75V77H120V75H118L117 77H120V78H124V79H127V78H129L127 75V73H128ZM133 72V73H132ZM163 72V73H162ZM181 72H186L185 73V76H187L186 74H187V72H189V71H187V70H182ZM245 72H246V74H245ZM262 72V73H263ZM111 73V72H110ZM113 74H114V72H112ZM111 73V74H112ZM116 73V72H115ZM118 73H116V74H118ZM159 73L161 74V76L159 75ZM165 73V76L163 75ZM170 74V76H172L173 75V73H175V75H174V78L172 79V77H171V79L169 78V77H166V76H169L168 74ZM190 73V72H189ZM194 73V72H193ZM251 74V76H252V73H253V78H251L250 80H247V79H249V74ZM262 73H261V75H262ZM110 74V75H111ZM112 74V75H113ZM148 74H150V73H148ZM147 74V75H148ZM181 74V73H180ZM198 74H196L197 76H198ZM235 74V76L232 78V76ZM264 74V73H263ZM98 76H99V74H97ZM184 74H182V76H183ZM191 75H192V73H191ZM195 75V76H196ZM206 75H208V76H206ZM228 75V77H226ZM247 75H248V77H247ZM114 76H116V75H114ZM130 76V75H129ZM166 77V78H163V77ZM179 76H180V79H178L179 78ZM193 76V75H192ZM194 76V77H195ZM196 76V77H197ZM262 76H264V75H262ZM111 77V76H110ZM113 77V76H112ZM111 77V78H112ZM142 77H144L143 75H142ZM187 77H189V78H186V80L188 81L189 79H193V77L191 78L190 77V74L187 76ZM206 77H208V78H206ZM247 77V78H246ZM258 77H259V80H258ZM26 78V77H25ZM86 78H87V75H86ZM90 78H92V77H90ZM109 78V77H108ZM167 78H169V81H167L168 79ZM222 78H223V80H222ZM224 78H226V79H224ZM35 79V78H34ZM88 79V78H87ZM117 79H119V78H117ZM141 79H144L143 81H145L146 79H147V76L145 75V77L144 78H141ZM148 79H149V76H148ZM160 79V80H159ZM164 79H166V80H164ZM197 79V78H196ZM221 79V80H220ZM253 79H256V81L257 82H255V80L253 81ZM37 82H40V81H45V82H50L51 81V77H38V78H36L35 79ZM86 80V79H85ZM89 80V79H88ZM177 80H178V82H177ZM198 80V81H199ZM218 80V81H217ZM91 80H89V81H87L86 80V82L84 81V84H85V87L87 88V90H88V88L90 87V85L89 84H91V82H90ZM105 81V80H104ZM107 81V80H106ZM111 81V80H110ZM116 81V80H115ZM147 81V80H146ZM171 81V82H170ZM174 81H176V82H174ZM190 81V80H189ZM193 81V80H192ZM228 81V82H227ZM248 81V82H247ZM251 81H253V82H255L256 83V85H254L255 83H253V82H251ZM261 81H262V84H261ZM90 82V83H89ZM92 82H93V80H92ZM97 83H103V81L101 82H99V78H98V80L96 81ZM126 82V83H125ZM130 82H132V83H130ZM181 82V83H180ZM202 82V81H201ZM200 82V83H201ZM249 83V84H251V85H248L247 83ZM88 83V84H87ZM164 83V84H165ZM177 84V86H175L174 88H173V85H176ZM209 81L207 82V84H208V87L207 86H205L204 84V86L205 87H207V88H209ZM75 84V83H74ZM105 84V83H104ZM103 84V85H104ZM124 84V85H123ZM168 84H169V87H168ZM171 84H173V85H171ZM206 84V83H205ZM206 84V85H207ZM89 85V86H88ZM99 85V84H98ZM98 85L95 83V80H94V84L92 83L91 84V86L92 87H90L91 88V93L89 92V94L91 95L92 93H93V95H91V96H94L95 97V95H96V92H100L102 89V87H105V88H107L106 86H102V84L98 87ZM106 85V84H105ZM108 85H109V83H108ZM202 85V86H203ZM88 86V87H87ZM162 86V87H161ZM216 86H217V90H218V92H217V90H216ZM83 88H84V85L82 86ZM82 87H81V89H82ZM144 87V86H143ZM159 87V88H158ZM171 87V88H170ZM204 87V88H205ZM246 87H248V88H246ZM86 88H84L85 90H84V92L85 91H87L86 90ZM90 88H89V90H90ZM158 88V89H157ZM201 88V87H200ZM203 88V87H202ZM204 88L202 89V91H204V93H205V91H208L209 89H205L204 90ZM228 88H230V89H228ZM264 88V87H263ZM108 89V88H107ZM144 89V88H143ZM164 89V90H163ZM174 89V91H173V95L171 96V94L169 93V92H171L172 90ZM250 90V93L252 94H250L252 97L250 98L251 99V101H257L256 103H253L252 104V102L251 101H248V99H249V97H248V91L247 92H245V93H243L245 90ZM253 89V90H254ZM262 89V88H261ZM261 89H258L257 88V92H259L258 90H261ZM88 90V91H89ZM128 90H129V93H128ZM156 90H158V91H156ZM163 90V91H162ZM171 90V91H170ZM175 90H176V92H175ZM187 90V89H186ZM103 91H104V89H103ZM105 91H106V89H105ZM108 91H106L107 93H108ZM121 93H120V92ZM134 91V92H133ZM144 91V90H143ZM165 91V92H164ZM168 91V92H167ZM200 91H201V89H200ZM220 91V92H219ZM224 91V92H223ZM231 91V92H230ZM263 91V90H262ZM82 92V91H81ZM80 92V93H81ZM105 92V93H106ZM159 92H162V93H160V94H158ZM175 92V93H174ZM177 92L179 93V94H177ZM181 92V93H180ZM79 93V94H80ZM86 94L88 93V92H85ZM101 93H103L102 91L100 92V94ZM104 93V94H105ZM153 93H156V94H158V95H155V94H153ZM165 95H164V94ZM207 93V92H206ZM211 93V92H210ZM215 93V94H216ZM219 93V94H218ZM228 93V94H229ZM247 93V94H246ZM83 95H84V93H82ZM81 94V96L83 97V100H81V99H79V98H76V96H73L72 98H70V97H65V99L67 100V99H69L68 101H69V103H70V108H66V109H64V110H62V111H60V112H58L57 111V109L55 108V107H53V108H49L47 111H46V114H48L49 116H50V118H51V123H52V125H54V124H57L59 121H66V120H68L69 122V125L66 127V128H64V130H62V132L60 131L61 129H56L52 134H50L49 135V133L48 132H45V130L47 131V129H48V125H44V126H42L41 127V129H42V132H39V133H35V138H37V152H36V154H34L33 156L31 155L30 157H26V159H24L25 160V162H28L29 163V165H30V167H29V169H28V172H29V174L31 175V180L32 179H38V178H44V177H50L51 178V170H53V169H55L56 171H54L53 172V175L55 174V173H58V172H60V173H63L64 171H66L68 168H69V170H75V168L76 169H79L80 170V168H81V165H82V163L85 161V155H84V153L82 152V155H83V157H84V159H82V155L80 154V153H77V154H75V155H81V156H77V157H71L69 154H68V156H70L71 158H69L68 156H67V154H66V152L60 147V146H62V144L64 145H66V142H69L70 141V139H69V137H67V136H65V135H67V134H63V133H66V131L68 130L69 131V133H70V131H73V130H75V129H80V131H81V133H82V126L80 125L81 123H83V122H87V123H89L88 121H84L85 119L86 120H88L89 118L87 117H85V118H83L85 115H83L84 113L82 112V110H84V108H82L81 109V104H83L84 103V98L86 97H84L83 95ZM100 94H98L97 96H99ZM130 94V96H129V98H127V95H129ZM175 94H177V96H175ZM208 95H209V93H207ZM221 95V96H225V95ZM243 94H245L246 96V98H248L247 100H246V98H245V100H246V102H250V104L251 105H249V103H247L246 104V102H245V105L249 108V107H253L254 106V108H252L253 109V111H248V112H246L245 110V113H246V115H244V114H241V112H238L239 110H241L240 109V101L243 99ZM261 94H264V92L263 93H261ZM88 95V94H87ZM105 95H107V94H105ZM153 95V96H152ZM170 95V97H168ZM181 95V96H180ZM214 95V94H213ZM254 95V96H253ZM61 95H60V93H58V92H54V93H52V94H50V97H52V98H54V99H57V98H59ZM80 96V95H79ZM96 96V97H97ZM101 96V98H103L102 97V95H100ZM108 96V95H107ZM190 96V97H191ZM200 96H202V95H200ZM200 96H199V94H197V97H199L200 98ZM78 97V96H77ZM94 97H92L93 99H95ZM106 97V96H105ZM104 97V98H105ZM133 97H135L134 98V100H133ZM155 98L154 100H153V98ZM159 97V98H161L162 97V100L161 99H158V103H157V98ZM164 97H166L165 99L166 100H163L164 99ZM192 97H194V96H192ZM196 97V96H195ZM194 97V98H195ZM215 97V96H214ZM81 98V97H80ZM86 98H88V97H86ZM85 98V99H86ZM91 98V99H92ZM146 98V99H145ZM167 98H169V99H167ZM213 98V97H212ZM221 98V97H220ZM229 98V99H228ZM259 98V99H258ZM263 98V97H262ZM90 99V98H89ZM140 99H141V101H142V104H143V102H144V104H145V106L147 107V109L144 107V104L142 105V104H140L141 103V101H140ZM148 99V100H147ZM150 99H151V101H150ZM217 99L218 100H220L218 97H217ZM228 99V100H227ZM231 99V100H230ZM253 99V100H252ZM258 99V100H257ZM104 100V101H105ZM195 100H196V98H195ZM200 100V99H199ZM230 100V101H229ZM244 100V101H245ZM263 100V99H262ZM33 102H34V99L32 100ZM217 101V100H216ZM229 101V102H228ZM260 101H259V103H260ZM199 102V101H198ZM219 102V101H218ZM221 102V101H220ZM230 104H228V103ZM262 102V101H261ZM36 104H37V106H39V107H41V105H40V103L41 102H39V101H36L35 102ZM114 103V102H113ZM163 103V105H166V104H164ZM173 103V102H172ZM227 103V104H226ZM241 103H244V102H241ZM108 104H109V108H107V106H108ZM114 104H116V103H114ZM150 104H151V106H150ZM153 104V105H152ZM154 104H155V106H154ZM171 105L170 103H168V101H167V106L169 107V105ZM219 104V103H218ZM256 104V105H255ZM259 106H258V105ZM262 105H263V103H261ZM103 105H105L104 107H103ZM113 105V104H112ZM140 105H142L143 107H144V109L145 110H143V107H140ZM185 105H187V106H185ZM227 105V106H226ZM238 105V106H237ZM80 106V107H79ZM116 106H117V104H116ZM116 106H115V108H116ZM153 106V107H152ZM167 106H165L166 108H163V110L165 111V114H164V111H162V112H160V114H159V112H158V114L159 115H161V116H166V118H167V116H168V114H166L167 113V111H168V109H167ZM172 106H174V105H171V107ZM202 106V107H201ZM219 106V107H218ZM232 106H234V108L232 109ZM244 106V105H243ZM242 106V107H243ZM80 108L81 109V112H80V110L78 111L79 113H76L77 112V108ZM119 107H121V106H119ZM131 107H132V109H131ZM139 107V108H138ZM149 107V108H148ZM151 107V108H150ZM155 107H157L158 108V110H157V108H155ZM199 107H198V109H199ZM225 107V108H224ZM228 107H230V108H228ZM257 107V108H256ZM142 108V112H141V110H139V109H141ZM153 108H155V109H153ZM211 108V109H212ZM220 108V109H219ZM224 108V109H223ZM226 108H227V110H226ZM244 108V107H243ZM246 108V107H245ZM244 108V109H245ZM103 109H105V112L103 111ZM128 109V110H127ZM149 109V110H148ZM210 109V110H211ZM219 109V110H218ZM251 109V110H252ZM76 110V111H75ZM114 110V108L110 111V112H112ZM122 110V109H121ZM137 110H139V111H137ZM148 111V113H147V111ZM202 110V109H201ZM200 110V111H201ZM224 111L225 110V112H222V111ZM246 110H247V108H246ZM250 110V109H249ZM75 111V112H74ZM84 111H86V109L84 110ZM102 113H101V112ZM125 111H126V113H125ZM200 111H198L197 113L199 114V112ZM206 111H209V110H206ZM215 111H216V114H215ZM241 111H243V110H241ZM152 112V113H151ZM171 112V111H170ZM170 112H169V116H171L170 115ZM262 112V113H261ZM82 114V117L80 118H77L78 117V115H76V117H74V115L75 114ZM142 113V114H141ZM147 113V114H146ZM151 113V114H150ZM161 113H163V114H161ZM201 113V112H200ZM203 113H204V111H203ZM215 114V116H213L212 117V114ZM243 113V112H242ZM17 116H22V118L23 119H28L29 117H31L32 115H33V111H29V110H24V111H19V112H17ZM142 115L143 116V118H141L142 116H140V115ZM149 114V115H148ZM208 114V113H207ZM213 114V115H214ZM218 114H220V115H218ZM224 114V115H223ZM86 115H88V114H86ZM94 115H93V119H94V121H95V118H96V116L94 117ZM138 116V118L136 117H134V116ZM189 115V116H188ZM201 115V114H200ZM218 115V116H217ZM140 116V117H139ZM146 116H147V118H146ZM149 116V117H148ZM156 116V118H157V116L158 115H155ZM165 116L163 117V120H161V121H164V119H165ZM188 117V120H189V122H188V120H187V118L186 119H184L185 117ZM196 117H198L199 118V116L198 115H195ZM227 116V117H226ZM102 117V116H101ZM101 117H100V120H101ZM159 117V116H158ZM172 117V116H171ZM170 117V118H171ZM202 117H203V114H202ZM256 117V118H255ZM263 117V118H262ZM74 118H76L77 120H73ZM103 118V117H102ZM126 118V119H125ZM139 118H141V119H144V121L143 122H141V121H138L137 122V120L139 119ZM162 118V117H161ZM160 118V119H161ZM169 118V119H170ZM222 118V119H221ZM245 118V119H244ZM92 119V118H91ZM97 119V118H96ZM140 119V120H141ZM146 119V120H145ZM151 119H154L153 117L151 118ZM150 119V120H151ZM168 119V118H167ZM255 119V120H254ZM103 120V119H102ZM101 120V121H102ZM105 120V119H104ZM103 120V121H104ZM156 120H158V119H156ZM240 120H242V121H240ZM251 120V121H250ZM99 121V120H98ZM102 121V122H103ZM134 121V122H133ZM168 121V120H167ZM166 121V122H167ZM170 121V120H169ZM209 121V122H208ZM262 122H264V120H261ZM130 122V125L128 124ZM132 122L134 123V124H132ZM152 122H154L153 120H152ZM156 123H160V121H155ZM191 122H192V120H191ZM256 122H259L258 120L256 121ZM80 123V124H79ZM86 123V124H87ZM90 123H91V120H90ZM94 123V122H93ZM93 123H91L92 125L91 126H93ZM101 123V122H100ZM136 123L138 124V125H136ZM175 123V124H174ZM181 123V124H180ZM199 124V125H197L196 126V124ZM226 123V122H225ZM225 123H223V124H225ZM26 124H27V121H26ZM86 124L84 125V126H86ZM95 124V123H94ZM99 124V123H98ZM98 124H96V125H98ZM171 124V125H170ZM173 124V125H172ZM190 124V125H189ZM226 124H228V122L226 123ZM225 124V125H226ZM243 124V125H244ZM89 125V124H88ZM87 125V126H88ZM142 125V126H143ZM224 125V126H225ZM242 125V124H241ZM243 125L241 126V128L243 127ZM261 125V128H264V125H262V124H260ZM86 126V127H87ZM90 126V125H89ZM88 126V127H89ZM128 126V127H127ZM176 126H178V127H176ZM223 126V125H222ZM222 126H219L218 127V131L216 132V133H218V135H216V133L214 134V132H215V130H213L214 132H211V134L213 133L214 135H213V137H218L219 138V140L220 139H222V138H220L221 136L223 137V129L221 128ZM235 126V127H234ZM255 126H256V124H255ZM65 127V126H64ZM201 127V128H202ZM85 128V127H84ZM90 128V127H89ZM89 128H87V129H85L86 131L89 129ZM92 129H93V127H91ZM90 128V129H91ZM112 128V127H111ZM110 128V129H111ZM180 128V127H179ZM181 128H182V126H181ZM204 128H206V127H204ZM224 128V127H223ZM245 128L246 127H244V129H243V131L245 130ZM250 128H252V126L250 127ZM249 128V129H250ZM253 128H254V126H253ZM255 128H257V127H255ZM260 128V127H259ZM258 128V129H259ZM65 129H67L66 131H65ZM89 129V130H90ZM165 129V130H164ZM186 129V128H185ZM219 129H222V130H219ZM88 130V131H89ZM203 130H205V129H203ZM208 130V129H207ZM206 130V131H207ZM212 130H210V131H212ZM238 130H240V128H238L237 130H235V133H237L236 131H238ZM251 130V129H250ZM264 130V129H263ZM262 130V131H263ZM78 131V130H77ZM76 131V132H77ZM87 131V132H88ZM161 131H158L157 132V134L159 133V132H161ZM209 131V132H210ZM243 131H241L240 130V132H241V134L243 135V134H245V133H243ZM246 131V133H248L247 132V130H245ZM244 131V132H245ZM86 132V133H87ZM128 134H126V133ZM124 133L125 134H123V137H124V139H128L129 137H131L134 133L133 132H131V131H125ZM161 132V133H162ZM222 132V133H221ZM264 132V131H263ZM78 133H79V131H78ZM131 133H133L132 135H131ZM161 133L160 134H158V135H160V136H162L161 135ZM220 133L222 134L221 136H220ZM72 134H74V132L73 133H71V135ZM85 134V133H84ZM166 134V133H165ZM168 134V133H167ZM166 134V135H167ZM207 134V133H206ZM239 134V133H238ZM237 134V136L235 137V135L236 134H234V135H232V136H229L228 137V135L227 136H225V134H224V136H225V138L224 139H222V141H220L217 145H218V147L221 145V143L223 142V140L225 141H227L228 140V142H223L225 145H224V147H225V149H230V148H233V147H235L236 146V149H238V151H241V153L243 154L242 156L243 157H247V158H244L245 160L246 159H248V156H251V155H248V154H250L251 152V150L252 151H254L255 149H256V142H254L257 138H259V140H260V136H263V138H262V142H263V139H264V134H262V132L259 134H253V135H251L250 133H249V135H246L247 137L249 136V138H247L246 136H242V138H245V139H242V141H243V143H249V139L251 138V137H253V138H255L254 140H253V142L252 143H250V144H252V148L251 149H249L248 151H246V153H245V149L243 148L244 146V144L241 146L242 148H240V147H238V146H240V144H242L241 142L242 141H237V139H239V140H241V136H240V134L238 135ZM69 135V134H68ZM92 135V134H91ZM170 134H168V136H169ZM259 137H258V136ZM77 137L76 136V133L74 134V135H72L71 137H72V140H74L73 139V137ZM87 136V138L88 139H90L91 137L90 136H88V135H86ZM92 136H94V135H92ZM133 136H136V134H134ZM210 136V135H209ZM209 136H204L205 137V139L206 140H208V139H210V137ZM212 136V135H211ZM220 136V137H219ZM257 138H256V137ZM96 137V136H95ZM128 137V138H127ZM138 137V136H137ZM212 137V138H213ZM226 137H228V138H230V139H226ZM215 139H217V138H214L213 140H215ZM71 140V141H72ZM78 141H76V143H79L80 144V142H79V139H77ZM93 138L91 139V140H89L90 142H87V140L85 139V141H83L82 142V144L84 145V146H86V145H91V144H93ZM94 140H95V138H94ZM129 140V139H128ZM212 140V139H211ZM218 140V139H217ZM248 140V141H247ZM75 141V140H74ZM177 141H179V143L181 142L180 140H177ZM209 141V140H208ZM216 141V140H215ZM215 141H212V142H215ZM246 141V142H245ZM73 142V141H72ZM85 142V143H84ZM92 142V143H91ZM95 142V141H94ZM211 142V143H212ZM74 143V142H73ZM76 143H74L75 145H76ZM174 143H175V141H174ZM177 143V142H176ZM179 143H178V145H179ZM222 143V144H223ZM259 143H261V140H260V142ZM78 144V145H79ZM215 145H216V142L214 143ZM214 144H204V145H200V147L201 148H204V149H202L200 152H199V150L201 149V148H197V149H199V150H197V152L199 153V155L200 156H202V157H204L203 158V160H198V159H202V158H198V154L197 153H195V150H193V148H192V150H190V151H192V152H194V154H197L198 156L196 157V160L198 161V164L196 163L195 164V166H194V169H195V171H200V172H197V174L198 175H196L194 172V174H192V175H195V176H192L191 175V177H190V174H188V175H186L185 174V176L183 177L182 175H184V172L186 173V170L184 171H182V170H180V171H176L174 174L173 173H169V174H167V173H163V174H165V175H160L159 177H157L154 181L153 180H150V182L148 181V183L150 184V185H153V186H157L158 184H159V182L161 183L163 180H166V178L168 179V180H166V182L168 183L167 184V188L165 189L166 190V192H170V193H173V195H174V193H175V195L174 196H171V194H166V192H164L165 190L164 189H161V188H159V187H157V188H155L152 192L150 191H144L143 189H139V187H138V189H139V192H138V194H139V196L140 197H142V198H147L148 196L147 195H150L149 197H154L155 196V198L157 197V195L159 196V197H161V196H163V195H165V196H168L169 195V197H173L174 199H176V200H178V202H184L185 200V198H184V196H186V198H188L184 203L186 204V202H188V201H192V205H190L191 204V202L189 203V207L191 208V206H193L194 205V201H197V200H194L193 198L195 197H193L192 196V194H194V195H198L199 193H196V191L198 190V192H201L200 191V189H203V188H205L206 187V189L207 190H205V189H203L204 190V192H213V193H215V191H216V189H218L219 190V188L221 187L220 186V183H221V181H218L217 179H220L219 178V176H221L224 172H225V170H226V172L224 173L225 175H226V173H227V171L229 172L228 174H230V175H232L233 177H234V180H235V176L236 175H239V173L240 174H243L242 176H243V180H244V173H249V172H251L252 173V171H249V172H246L245 170V172L243 171V169L244 168H242V166L240 165L241 163H242V165H243V163L245 164V163H249V161L252 159V158H249L250 160H248V162H241L240 163V161L239 160H237L236 162H234V159L237 157V156H240L241 157V155H238L237 154V156H236V154H230V156L228 155H226L228 158L230 157V161L228 160V158H226V156H224L223 155V159H225V161H223L224 162V164L225 165H223V166H225V170H223V169H221V168H224L223 166H221L222 164H220V168H219V166L218 167H216L217 169L219 168V172L220 173H222V174H220L219 175V173L217 172L216 174H213L212 172H211V170H212V167H211V162H213V161H211V159L212 158H210L209 156H208V158H210L209 160L211 161V162H209V161H206V160H208V158L205 156V155H208V153L210 152V149H212L211 147H213L214 146ZM257 144H258V141H257ZM263 144V147H261L262 145H257V146H259V148L260 149H258L257 148V150L259 151L260 150V152L262 151V149L264 148V143H262ZM64 145V146H65ZM68 145V144H67ZM69 145H70V143H69ZM72 146H73V144H71ZM83 145H81V146H83ZM208 145L210 146V149L208 148ZM217 145L215 146V148L212 150V151H214V150H216V151H218V149L220 150V148H221V146L218 148L217 147ZM238 145V146H237ZM83 146V147H84ZM204 146V147H203ZM246 146V145H245ZM251 146V145H250ZM77 147V146H76ZM194 147H196V146H194ZM205 147H207V148H205ZM247 147V146H246ZM245 147V148H246ZM223 148V147H222ZM84 149V148H83ZM147 146L145 147V146H143L142 147V149L140 150V151H144V152H146L147 151ZM159 151L157 152V159H156V157H155V159H156V161L154 160V161H150V160H143V162H142V165H144L145 166V163L147 164V163H156V165L157 166H159L160 168H161V166H162V164L164 163V162H170V160H169V158H168V150L166 149V148H164V150H163V148H160V149H158ZM160 150H162V152L160 151ZM257 150H256V155L254 154V152H253V154H252V156L251 157H253V155H254V158L250 161V163L252 162H254L253 163V165L254 166H257V164H255L256 162H257V160L256 159H259V162H257V163H259V166H258V168L256 169V168H254L253 169V172H254V178H255V169L256 170H258V171H256V172H258V176H256L257 178H259V179H263L262 181L263 182H261L262 183V187H264V174H262V175H260V173L261 172H264V171H262V168H264V167H261V165L263 166L264 165V163H263V161H262V159H263V157H264V149H263V157H262V152L259 154H257ZM127 150H125V155H126V159L125 160H127L128 158L130 159V154H129V150L126 152ZM189 151V152H190ZM245 153H243V152ZM161 154H160V153ZM126 153H128L130 156H128L127 157V155L128 154H126ZM165 154L164 156H163V154ZM212 152H210L209 153V155L211 154ZM248 153V154H247ZM158 154H160V155H158ZM213 154V153H212ZM212 154H211V156H212ZM73 155V154H72ZM125 155H124V158H125ZM167 155V156H166ZM204 155V156H203ZM233 155H235V156H233L234 157V159H233V161L231 160L232 158V156ZM247 155V156H246ZM260 156L261 155V157L262 158H260V157H258V156ZM19 155L18 154H13V155H11V156H9V157H6L4 160H3V164L0 166V173L2 172V171H4L6 168V166H8V164H9V162L11 161V159L12 158H14V157H18ZM74 156V155H73ZM158 156H160V158L158 159ZM199 156V157H200ZM168 158V159H166V158ZM239 157V159L241 160L242 159V161H243V157L242 158H240ZM82 159V160H81ZM128 159V160H129ZM222 159V160H223ZM236 159H238V157L236 158ZM157 160L160 162L159 164L161 165H159L158 164V162H157ZM213 160V159H212ZM244 160V161H245ZM264 160V159H263ZM162 161V162H161ZM174 161V160H173ZM230 163H229V162ZM232 161V162H231ZM171 162H172V160H171ZM28 163H27V165H28ZM79 163H80V165H79ZM149 163V164H150ZM233 163L235 164V166L233 165ZM251 163V164H252ZM202 164V165H201ZM213 164V163H212ZM232 164V165H231ZM26 165V166H27ZM28 165V166H29ZM148 165V164H147ZM185 165V164H184ZM236 165H237V167H236ZM74 167V169H72L73 167ZM97 166V165H96ZM210 166V167H209ZM244 166V165H243ZM249 165H245L244 167H248ZM72 167V168H71ZM208 167V168H207ZM234 167H235V169H234ZM99 167H97V169H98ZM185 168V167H184ZM210 168V169H209ZM249 168V167H248ZM251 168V167H250ZM94 169H95V167H94ZM208 169V170H207ZM213 169H215V168H213ZM221 169V170H220ZM234 169V170H233ZM68 170V172L67 173H69L70 171ZM173 169H171V171H172ZM205 170V171H204ZM210 170V171H209ZM264 170V169H263ZM58 171V172H57ZM73 171H71V172H73ZM76 171V170H75ZM74 171V172H75ZM78 171V170H77ZM193 171V170H192ZM207 171V172H206ZM216 171H218V170H216ZM216 171H214V172H216ZM181 172V173H180ZM183 172V173H182ZM201 172L202 173H204V172H206V176L203 178V179H197V177H199V174H201ZM76 173V172H75ZM75 173H71V175H73V174H75ZM178 173V174H177ZM180 173V174H179ZM211 173H212V175H211ZM70 174V173H69ZM76 174H78L79 175V173L77 172ZM208 174V175H207ZM250 174V173H249ZM248 174V175H249ZM52 175V176H53ZM69 176L68 178H71L72 176ZM173 175H175V176H173ZM177 175H179V178H178V176ZM214 175H216V179L214 178L215 176ZM219 175V176H218ZM225 175H223V176H221V178L222 177H224ZM247 175V176H248ZM33 176V177H32ZM167 176H169V177H167ZM183 178H188L189 179V177H190V180H192V179H194V180H192V181H187L186 183H184V184H180V180L181 179H183ZM253 176H251V177H253ZM76 179H78L77 177H79L80 178V176H77L76 177V175L74 176ZM74 177H73V181H74ZM175 177V178H174ZM231 177V176H230ZM229 177V178H230ZM30 178H28V180H30ZM47 178V179H48ZM55 178V177H54ZM57 178V177H56ZM67 178V177H66ZM81 178H82V176H81ZM81 178H80V180H81ZM125 178L126 177H124V180H125ZM171 178V179H170ZM225 178V177H224ZM226 178L227 179H223V181L222 182H225L226 180L228 181V182H230L229 180H228V175L226 176ZM253 178V179H254ZM256 178V179H257ZM14 179H16L15 177H14ZM161 179V180H160ZM172 179H174V180H172ZM176 179V180H175ZM178 179V180H177ZM251 179V178H250ZM249 179V180H250ZM256 179H254V180H256ZM45 180H46V178H45ZM50 180H52V179H50ZM171 180V181H170ZM230 180H231V178H230ZM246 180V179H245ZM253 180V181H254ZM260 180V181H261ZM52 181H54V180H52ZM56 181L57 180H55L54 182H52L51 183V185H50V187L48 188V190H46V193L44 194V197H47L46 199H49L50 201H51V203L53 204V202H54V200H53V197L51 196L52 195V193L54 192V186L53 185H55V184H57L56 183ZM59 181V180H58ZM62 181V180H61ZM61 181H59V182H61ZM107 181V180H106ZM125 181H127V178H126V180ZM135 181H137V182H135V184L136 183H139V184H143V181H145V179L144 178H142V177H140V179L138 178V179H136ZM139 181V182H138ZM174 181V182H173ZM196 181H198V182H196ZM218 181V182H217ZM252 181V180H251ZM251 181H248L247 183H248V185H245V189L247 188L246 186H248L249 188H247V191H245V192H247V194L246 193H243V190H233V191H228V189H227V192L225 191V192H219V195H223V199H222V201H224V202H226L225 204H227V202H229L230 201V203L231 202H235L236 201V203H237V205L239 204V202H241L242 200H241V198L243 199V197H245L244 198V200H245V206H246V204L247 203H251L250 202V199L249 198H252V195H253V193H255L254 194V196L255 197H253V199L254 198H257L256 199V203L255 202H253L254 204H252L251 206H249L251 209H253L254 211H253V214L251 215L252 217L250 218V219H252V221L251 220H249V218L248 217H250V214L252 213L251 211V209H249L250 210V214H247V213H249L248 211H244V212H240V210L239 209H242L241 207L239 208L238 206H236V205H230L229 204V206H227L226 207V205L224 204V206H223V204H220L219 202V204H218V206H221V208H220V212L218 211V209H217V211L219 212L218 213V216H215L214 215V217H212V215L210 214V216L208 215L209 213H207L208 211H206L204 208V212L202 213V214H200V218H203L202 220L203 221H201V219H199V221H198V215H197V213L196 214H191V215H188L187 216V218H186V215H185V217L183 216V218H182V216H179V218H182V219H180V220H177V219H179L178 217L176 218V219H172L173 220V223L171 222H169V221H171V219L168 217V216H166V219H165V217L163 218V217H161V219H162V221L164 220H166V221H168L167 220V218L168 219H170L168 222L171 224V225H175V224H177V227L178 228H176V226L174 227L175 228V230H177V231H175L176 232V234H177V232L179 233V235L181 236L182 234H181V232L183 233V231H184V229L185 228H183V227H186V223H187V225L190 223V226L192 225H194V223L197 221V223L199 222L200 223V221H201V223H202V225L204 224V221H206L205 222V226H208L206 229V231H208L209 229V227H210V224H208L210 221H212V222H214V223H216V225H217V227H216V225H214L215 227H216V229H215V231L214 232H212L213 230L212 229H210V230H212L211 232H212V234H211V232H206L208 235H206V233H205V228H204V232H202L201 230L203 229H201V228H199V230H198V228H197V232L195 231L194 232V230H193V237L194 238H192L194 241H196V238H201V244H203L202 245V247H200L198 250H190V251H188V250H185V251H183V252H181V253H178L177 251V253H178V255H177V253L175 254V251L173 250V248L174 249H178L177 247H184L185 246V244H186V240L187 239H189V237L187 238V236L189 235V233H188V235H187V233H186V237L184 236V235H182V236H184L183 238H184V240H182L183 238H181V241H180V238H179V235L177 236V237H175V238H179V239H177V240H179V241H177L176 239L175 240H171V237H169V235L167 236V234L168 233H166V237L168 238H170V240H171V242H170V240H169V242H167L168 240L165 238V239H163V240H161V241H163L164 242V240H167L166 242H167V244H161L162 242L160 241L158 244H157V246L154 244V241L156 242V241H158V240H155V239H157L156 237H158L159 235H161L164 231H162V230H164L163 229V227L167 224L168 225V222H162V221H160V220H155L154 222H152V223H150V224H142L141 225V227H140V231H141V235L139 234V235H137L136 237H135V239H136V241H142L143 239H144V236L145 235H148V236H150L151 234H150V232H153L154 234H153V236L155 237H153L154 239H153V245H155V246H153V245H151V249H148V251H150V250H152V247H155V249H153L154 250V254H155V256L153 255V253L151 252L150 254H149V256H151V254H152V256H151V258L147 255V254H145L147 257H149L150 259L149 260H147V264H150V262H154V264H162L163 262L162 261H164L165 259V257L166 256H169V258H168V260L166 261L167 263L166 264H208V262L207 261H209V258H211L212 260H211V262L214 260V263H215V261L217 262L218 260H215L216 259V256H219V259L221 260V261H223V262H221V263H219V264H264V248L262 247V246H260V247H256V246H252L253 245V243H255V242H253L252 243V245L251 246H249L250 248H248L247 247V250H246V248L245 249H242L241 251V253H240V251L238 250L239 249V247H243L242 245L240 246L239 245V247H238V251L237 252H235L236 251V245L238 246V244H242L243 242H241L242 240H245V241H247V244L249 243V241H250V239H257V238H260V243H261V238L263 239L264 238V201H263V199H264V197H261L262 195L264 196V188L262 189L261 188V190L259 189V191H258V193H257V190H254V191H252L253 189H255V188H257V186L259 187L260 185H259V183H258V185H256V187H254V188H252L251 187V185H253L252 183H251ZM45 182V181H44ZM50 181H49V179H48V181H47V183H49ZM63 182V181H62ZM104 182V181H103ZM154 182V183H153ZM156 182V183H155ZM189 182V183H188ZM194 182V184L192 185V183ZM220 182V183H219ZM228 182H225V183H223L222 184V188H226V186L227 185H224V184H226V183H228ZM232 182V181H231ZM9 181H5V183H4V185H9ZM46 183V182H45ZM45 183H43L44 185H45ZM46 183V184H47ZM54 183V184H53ZM102 183V182H101ZM107 183V184H106ZM112 182H111V180H110V182H109V180L107 181V182H105V183H103L104 185H103V187L104 186H107L108 185V188L111 186V185H114V183L113 184H111ZM152 183V184H151ZM203 183V184H202ZM235 182H233L232 184H234ZM249 183H250V185H249ZM50 184V183H49ZM49 184H48V186H49ZM73 184V183H72ZM98 184H99V182H98ZM89 184L88 186H87V184H86V192L90 195V197L92 196H96L97 194H98V191H100L102 188L100 187V185L101 184ZM111 184V185H110ZM138 184V185H139ZM189 184V185H188ZM257 184V183H256ZM110 185V186H109ZM137 185V186H138ZM170 185V186H169ZM182 185V186H181ZM197 185H199V186H197ZM223 185H224V187H223ZM255 185V184H254ZM253 185V186H254ZM190 186V187H189ZM215 186V187H214ZM67 187H69V186H67L66 185V187L65 188H67ZM71 187V186H70ZM74 187V186H73ZM98 187H100L99 188V190H98ZM113 187V186H112ZM112 187H110V188H112ZM141 187V186H140ZM180 187H181V189H180ZM186 189H185V188ZM200 187V188H199ZM203 187V188H202ZM218 187V188H217ZM251 187V188H250ZM261 187V186H260ZM75 188V187H74ZM105 188H107V187H105ZM107 188V189H108ZM109 188V189H110ZM193 188V189H192ZM196 188V189H195ZM198 188V189H197ZM212 188H214V189H212ZM216 188V189H215ZM221 188V189H222ZM158 189V190H157ZM160 189L164 192L163 193V195L162 194H157L159 191H160ZM168 189H170V190H168ZM179 189H180V191H179ZM209 189L211 190V191H209ZM248 189H249V191H248ZM64 190V189H63ZM76 190V189H75ZM74 190V191H75ZM168 190V191H167ZM176 190V192L178 193V195H177V193L176 192H174ZM71 191V190H70ZM69 191V192H70ZM73 191V190H72ZM77 191V190H76ZM84 191H85V188H84ZM84 191H82V192H84ZM155 191V192H154ZM157 191V192H156ZM162 191H160L159 193H162ZM195 193H194V192ZM222 191H224V190H222ZM242 191V192H241ZM250 191H252V192H250ZM68 192V190H67V193H69ZM184 192V193H183ZM187 192V194H185ZM191 192V193H190ZM203 192V193H204ZM210 193V195H211V197L213 196V193ZM233 192V193H232ZM241 192V193H240ZM248 192H250L251 194H249ZM62 193H65L66 194V191L65 192H63L62 191ZM74 193V192H73ZM86 193V194H87ZM146 193H147V195H146ZM150 193V194H149ZM154 194L153 196H151L152 194ZM155 193H156V195H155ZM179 193H180V195H179ZM188 193H190V194H188ZM203 193L201 192L200 194H202L203 195ZM75 194V193H74ZM84 194V193H83ZM142 194H145L146 196H144V195H141ZM182 194V195H181ZM216 194H218V193H216ZM235 194V195H234ZM244 194H246V195H244ZM64 195V194H63ZM68 195V194H67ZM71 195V194H70ZM73 195V194H72ZM248 195L250 196V197H248ZM179 197V199L177 198V197ZM73 197H75V195L73 196ZM176 197V198H175ZM191 197V198H190ZM216 197V196H215ZM220 197V196H219ZM248 197V198H247ZM64 198H65V196H64ZM63 198V199H64ZM68 198H69V196H68ZM67 198V200H69ZM72 198V197H71ZM77 198V197H76ZM111 199H113L112 198V196L110 197ZM158 198V197H157ZM183 198V200H181ZM201 198H202V196H201ZM200 197H199V199H201ZM230 198V199H229ZM73 199V198H72ZM84 199V198H83ZM110 199V200H111ZM195 199H197V196H196V198ZM214 200H215V198H213ZM213 199H211V201L213 200ZM216 199H217V197H216ZM226 199V200H225ZM240 199V200H239ZM247 199V200H246ZM217 200H220L219 198L217 199ZM216 200V201H217ZM64 203H63V202ZM60 200V202H62L61 203V205L59 204V207H58V210H59V213H58V215H57V217H60V219L62 218V217H66L67 218V216H69L68 214H70V213H72L73 214V211L72 212H70L69 213V210H71L70 208L72 207L71 205H66L67 203H65V201L66 200ZM71 201V200H70ZM72 201H74V200H72ZM76 201V200H75ZM74 201V202H75ZM79 201V198H78V200H77V202ZM80 201H81V199H80ZM83 201H85V200H83ZM108 203L109 204H111V203H113V202H111V201H113V200H111L110 202H109V198H108ZM129 201H131V200H129ZM128 201V202H129ZM160 201V200H159ZM164 201V200H163ZM210 201V200H209ZM210 201V202H211ZM251 201H252V199H251ZM255 201V200H254ZM73 202V203H74ZM132 203H133V201H131ZM162 202V201H161ZM182 202V203H183ZM198 202V201H197ZM207 202V201H206ZM213 202V201H212ZM223 202V203H224ZM242 202H244V201H242ZM247 202V203H246ZM79 203H82V201L81 202H79ZM131 203V204H132ZM160 203V202H159ZM165 203V202H164ZM70 204V203H69ZM72 204V203H71ZM77 204V203H76ZM83 204V203H82ZM82 204H80V206H82ZM124 205L126 204V203H123ZM128 204H130V202L128 203ZM128 204H126V205H128ZM131 204L129 205V206H124L125 207V209L127 208V207H132V208H134L135 207V205H132L131 206ZM184 204V205H185ZM215 204H217V202L215 203ZM235 204V203H234ZM241 204V203H240ZM74 205V204H73ZM158 205V207L160 206V204H157ZM157 205H152L153 207V209H157L156 208V206ZM165 205H166V203H165ZM187 205V204H186ZM203 205H205V204H203ZM213 205V204H212ZM243 205V204H242ZM249 205V204H248ZM71 206V207H70ZM79 206V205H78ZM77 206V207H78ZM123 206V205H122ZM121 206V207H122ZM161 206H162V204H161ZM182 206H183V204H182ZM181 206V207H182ZM188 206V205H187ZM187 206H185L187 209H188V207ZM195 206H196V204H195ZM206 206V205H205ZM231 206L233 207V208H231ZM257 206V207H256ZM75 207V208H74ZM73 208V210H74V212H75V210H76V206H74ZM113 207V206H112ZM115 207V206H114ZM124 207H122L123 209H124ZM138 209L137 210H140L141 208H142V210L143 211H146V212H148L150 209H151V206L148 204V203H142L141 205H138V206H136ZM140 207V208H139ZM166 207V206H165ZM181 207H180V209H181ZM185 207L182 209L183 211H184V209H185ZM209 207H210V205H209ZM212 207V206H211ZM211 207H210V209L209 210H211ZM253 207V208H252ZM122 208L120 209V207H118V209H117V211H114V210H116V208L113 210V209H111L110 211L108 210V212H109V214H113L114 212V214L113 215H117L116 214V212H118V210H122ZM131 208V209H132ZM161 208V207H160ZM164 207H162V209H163ZM202 208V207H201ZM200 208V209H201ZM214 208V207H213ZM225 208V209H224ZM243 208L245 209V207L243 206ZM124 209V210H125ZM127 209H130V208H127ZM179 209V210H180ZM192 209V208H191ZM195 209V208H194ZM234 209V210H233ZM80 211V213L82 212H84V214H85V211L84 210H81L80 209V207H79V209L77 208V210L76 211ZM142 210L140 211V213H142ZM182 210H181V214L183 213L184 214V212H182ZM214 210V209H213ZM255 210H257L256 212H257V214H256V212H255ZM91 212H92V210H90ZM119 211V212H120ZM188 211V210H187ZM192 210H190V212H191ZM195 211V210H194ZM193 211V212H194ZM214 211H216V209L214 210ZM214 211H212V214H213V212ZM223 211V212H222ZM242 211V210H241ZM89 212V211H88ZM87 212V213H88ZM90 212V213H91ZM105 212H107V211H105ZM102 213V214H100L101 216H102V218H99V217H101V216H99V213H97V215L99 216V217H96L95 219H96V222H98L99 224L103 221V219H104V217H109L110 215L109 214H107V215H109V216H105L106 215V213ZM119 212H118V214H119ZM145 212V213H146ZM178 212V213H179ZM185 212H186V210H185ZM189 212V213H190ZM200 212H202V211H200ZM222 212V214H224V215H220V213ZM225 212H227V214L225 213ZM79 213V214H80ZM90 213H88V214H90ZM93 213H95V212H93ZM210 213H211V211H210ZM72 214H70V215H72ZM74 214H76V213H74ZM73 214V215H74ZM83 214V215H84ZM92 214V213H91ZM90 214V215H91ZM96 214V213H95ZM94 214V215H95ZM105 214V215H104ZM162 214H163V212H162ZM180 214V215H181ZM182 214V215H183ZM216 214V213H215ZM234 214H235V216L237 217V215L236 214H238L240 217L239 218H241V222H235L234 221V223H231V222H228L229 220L230 221H233V217L232 216H234ZM255 214L256 215H258V216H255ZM82 214H81V216H83ZM97 215H95V216H97ZM104 215V216H103ZM112 215V216H113ZM227 215H232L230 218H233L232 220L231 219H225V220H227V221H224V218H227ZM247 215H249V216H247ZM77 216V215H76ZM75 216V217H76ZM80 216V215H79ZM78 216V217H79ZM162 216V215H161ZM111 217V216H110ZM116 217V216H115ZM115 217H112L113 219L115 218ZM218 217V218H217ZM245 217V218H244ZM97 218H98V220H101L102 219V221H97ZM107 218H106V220L105 221H107ZM111 218V219H112ZM160 218V217H159ZM238 218V217H237ZM237 218H235V219H237ZM238 218V219H239ZM41 219H43L42 217L41 218H39L34 224H32V225H30L29 227H21V225L19 224V222L17 223V229L19 230L18 231V234H16V235H20V234H22V232L21 231H23L24 232V235H25V238L23 239V237H24V235L22 236V239L21 240H15L14 238L16 237L14 234H12V235H14V238L13 237H11V238H13V239H6L7 240V242L9 241V243H7L6 242V240L4 239H0V240H2V244H4L3 245V247H4V249H3V247H2V250H5V251H7L6 249H11V250H9V252H11V251H15V252H17V253H15V254H13L12 252L11 253H9L8 251L6 252V254H4L3 255V251H1L0 250V252H1V254H2V256L0 255V264H27L28 262H30V263H28V264H40V263H34V262H31L30 260L32 259V253L34 252H32V250H33V248H35V247H38V246H36V245H38V244H40V243H38V241H40V236L41 235H43L41 232L43 231V225L44 224H46V222L43 224L42 222H41ZM64 219V218H63ZM109 219V218H108ZM111 219H109V220H111ZM113 219H112V222H114L113 221ZM214 219V220H213ZM234 219V220H235ZM262 219V220H261ZM109 220H108V222H109ZM174 220H175V222H174ZM177 220V221H176ZM247 220V221H246ZM249 220V221H248ZM261 220V221H260ZM1 221V220H0ZM43 221V220H42ZM179 221V222H178ZM181 221V222H180ZM225 222H227L226 224H227V226H226V224H225ZM262 222V223H261ZM107 222H105L104 223V221L101 223V225H103V224H106ZM158 223H162L163 224V227H162V224H158ZM175 223V224H174ZM192 223V224H191ZM239 223H240V225H239ZM117 223H116V221L113 223V225L114 226H116V228H117V226H118V224L116 225ZM178 224H180V225H178ZM220 224V225H219ZM225 224V225H224ZM244 224V225H243ZM261 224L263 225V226H261ZM48 225V224H47ZM127 225L128 226H130V227H128L129 228V230L130 231H132V229L134 228V226H133V224H131V223H127ZM166 225V226H167ZM181 225H183V229L180 227ZM195 225H197V224H195ZM194 225V226H195ZM212 225V224H211ZM229 225V226H228ZM250 225V226H249ZM256 225H258V226H256ZM2 225L0 224V230H1V227ZM46 226V225H45ZM44 226V227H45ZM64 226V228H66L67 229V231H68V228H67V226L64 224L63 225ZM63 226H61V227H63ZM69 226V225H68ZM71 226V225H70ZM86 226V225H85ZM90 226V225H89ZM99 226V225H98ZM112 228H113V226L112 225H110ZM189 225H188V227H190ZM226 226V227H225ZM252 226H253V229H252ZM48 227V226H47ZM82 228H84L83 226H81ZM88 229H87V231L88 232H90V233H88L87 231H86V229H85V231L87 232V235L90 237L89 239H88V236L86 237L85 236V234H86V232L84 231V232H82L83 233V235L85 236H83V235H81V233L80 234H78V235H81V237L83 236V238L86 240V244H87V240H89V242H91L92 240L91 239H93V237H92V235L90 236V234L92 233V231H89V230H91V229H93L92 227H90V229H89V227L88 226H86ZM188 227H186V230H188L187 228ZM199 227H204V226H199ZM212 227V226H211ZM220 227V228H219ZM247 227H248V229H247ZM260 227V228H259ZM63 228V230H62V228H59L58 230H57V232L59 231V233H61L62 235L64 234V233H62L63 231H65L66 229H64ZM71 228V227H70ZM81 228V230H84V229H82ZM115 228V229H116ZM144 228V230H145V233L143 232L142 233V229ZM192 227H190L189 229H191ZM195 228V227H194ZM231 228V229H230ZM259 228V229H258ZM262 228V229H261ZM6 229V228H5ZM15 229V228H14ZM14 229H11V230H9V232H11V231H13ZM48 229V228H47ZM79 229V228H78ZM78 229H76V232L78 231ZM162 229V230H161ZM182 229V230H181ZM217 229H219V230H217ZM253 230V231H251V230ZM256 229V230H255ZM257 229H258V231H259V233H258V231H257ZM50 230V229H49ZM72 229H70L69 230V232L71 231ZM143 230V231H144ZM181 230V231H180ZM239 230V231H238ZM242 230V231H241ZM246 230V232H244ZM248 230V231H247ZM2 231H3V229H2ZM17 231V230H16ZM48 231V230H47ZM74 231V230H73ZM80 231V230H79ZM78 231V232H79ZM180 231V232H179ZM219 231V232H218ZM236 233H235V232ZM250 231V232H249ZM15 232V231H14ZM45 232V231H44ZM66 232V231H65ZM75 232V233H76ZM77 232V233H78ZM81 232V231H80ZM186 232H188V231H186ZM202 232L203 234L205 233V235H201L200 233ZM230 232H232V233H230ZM17 233V232H16ZM76 233V234H77ZM169 233H170V231H169ZM184 233H185V231H184ZM196 233V234H195ZM224 233H226V234H224ZM230 233V235L231 234H234V235H232L231 236V238L232 237H234L235 236V234H236V236H237V234H240V235H238L237 237H235V238H233L232 240L234 241L233 242V244L235 245H233L232 244V242H230L232 245H228V242H226V243H219V244H217L218 242H219V240H220V238L218 239L217 237H222V236H226V237H229V234ZM242 233H244V234H242ZM246 233V234H245ZM254 233V234H253ZM258 233V234H257ZM41 234V235H40ZM48 234V233H47ZM51 234V233H50ZM61 234L59 235L58 233H56V238H58L57 239V241L58 240H60L59 239V237H57V235H59V236H61ZM66 234V236L65 237H63V239H62V241H61V243H63V246L64 247H69V244L71 243H69V241H68V237H69V234L71 235L72 233H68V235H67V232L65 233ZM64 234V235H65ZM73 234H74V232H73ZM158 234V235H157ZM175 234V233H174ZM198 234V235H197ZM243 235V237H245V239L242 237V235ZM253 234V235H252ZM10 235V234H9ZM8 235V236H9ZM45 235H46V233H45ZM170 235H172L173 236V232L172 233H170ZM263 235V237H261ZM17 236V237H18ZM50 236V235H49ZM48 236V237H49ZM142 236V237H141ZM162 236V235H161ZM164 236H165V233H164ZM241 236V237H240ZM10 237V236H9ZM8 237V238H9ZM16 237V238H17ZM44 237V236H43ZM42 237V238H43ZM47 237V236H46ZM92 237V238H91ZM127 236H125V238H126ZM140 237V238H139ZM145 237H147V236H145ZM204 237V238H203ZM216 237V238H215ZM226 237H225V239H226ZM5 238H7V236H5ZM19 238H20V236H19ZM60 238H62V236L60 237ZM66 238H68V239H65ZM114 238V237H113ZM119 237H117L116 239H115V241H114V245L113 246H115L116 247V241H118L119 239L120 240H122V242H124L125 243V238L124 239H122L123 237H121V238H119ZM158 238H160V237H158ZM163 238V237H162ZM173 238V237H172ZM203 238V239H202ZM242 238V239H241ZM49 239V238H48ZM82 239V238H81ZM84 239H82L83 241H85ZM214 239V240H213ZM218 239V241H215V240H217ZM222 239V238H221ZM54 240H56V239H54ZM70 240V239H69ZM109 241H106V244H109V243H111L110 241H111V238H109L108 239ZM114 240V239H113ZM203 240V241H202ZM231 240V239H230ZM259 240V239H258ZM264 240V239H263ZM262 240V241H263ZM4 241V242H3ZM49 242V241H51V240H44V242ZM63 241H67V243H69V244H66V243H64ZM213 241H214V243H213ZM228 241V240H227ZM252 241V240H251ZM254 241V240H253ZM256 241V240H255ZM41 242V241H40ZM88 242V243H89ZM119 242H121V241H119ZM121 242V243H122ZM174 242V243H173ZM177 242V243H176ZM188 242V241H187ZM189 242H191L190 240H189ZM221 242H223V240H221ZM258 242V241H257ZM264 242V241H263ZM59 243H60V241H59ZM85 243V242H84ZM93 243V241L91 242V244ZM104 243H105V241H104ZM118 243V242H117ZM168 243L171 245L170 247H168L167 245H168ZM173 243V244H172ZM197 243H199V241L197 242ZM196 243V244H197ZM216 243V244H215ZM259 243V242H258ZM6 244H10L9 245V247L6 245ZM41 244H42V242H41ZM86 244H84V245H86ZM113 244V243H112ZM205 244V245H204ZM225 244V245H224ZM244 244V243H243ZM246 243H245V245H247ZM6 245V246H5ZM46 245V244H45ZM44 244L42 245V247L43 246H45ZM49 245V244H48ZM65 245H67V246H65ZM80 246H81V243L79 244ZM87 245H90V243L89 244H87ZM121 245H124V244H121ZM161 245H166L165 246V248H161L160 246ZM187 245V244H186ZM188 245H190V244H188ZM244 245V246H245ZM261 245V244H260ZM263 245V244H262ZM47 246V245H46ZM60 246H61V244H60ZM63 246H61L60 248H61V250L62 249H65V248H63ZM117 246H120V245H117ZM196 246H198V245H196ZM200 246V245H199ZM198 246V247H199ZM264 246V245H263ZM8 247V248H7ZM88 247V246H87ZM181 247V248H182ZM187 247V246H186ZM192 247H193V244H192ZM195 247V246H194ZM231 247H233L235 250H234V252L232 251L233 250V248H231ZM23 248H24V250H23ZM40 248V247H39ZM161 248V251H163V253L165 252L166 254H159L157 251L159 250V249ZM202 248V249H201ZM244 248V247H243ZM253 248V249H252ZM192 249H194V248H192ZM196 249V248H195ZM232 249V250H231ZM261 249H262V251H261ZM23 250V251H22ZM36 250H38V249H36ZM35 250V251H36ZM224 250V251H223ZM259 250V251H258ZM22 251V252H21ZM119 251V250H118ZM118 251H115L116 253H118ZM126 251V250H125ZM133 251V249H132V247H131V252ZM186 251H188L187 253H186ZM202 251V252H201ZM261 251V252H260ZM32 252V253H31ZM115 252H110L108 255L110 256V257H113V258H119V257H116V256H119V253L121 254L122 252L121 251H119V253L117 254V255H115ZM127 252V251H126ZM160 252V251H159ZM256 252V253H255ZM146 253H148L147 252V250H146ZM213 253V254H212ZM217 253V254H216ZM233 254V255H230L229 257L227 256V258L225 259V258H223V256H221V255H224V254ZM236 253V254H235ZM10 254V255H9ZM36 254H37V251H36ZM112 254H114L115 255V257H114V255H112ZM216 254V255H215ZM244 254V255H243ZM247 256H246V255ZM144 255V256H145ZM164 255V260H162L161 259V257ZM33 256H39L38 254L37 255H33ZM101 256V257H100ZM108 256V257H109ZM122 256V255H121ZM181 256V257H180ZM207 256V257H206ZM244 256V257H243ZM98 257H100V258H98ZM103 257V255H99V256H96V257H94V258H96L97 260H99V261H101V259H103L102 258ZM124 257V256H123ZM122 257V258H123ZM141 257V256H140ZM140 257H139V255H133L132 257H130L128 260H125V261H127L126 263L127 264H143V263H141L142 261H146V259H147V257L145 258V257H143V255H142V258H144V259H140ZM152 257H154V259L152 258ZM215 257V258H214ZM249 258V260H248V258ZM252 257H253V259H252ZM254 257H255V259H254ZM34 258V257H33ZM38 258H40V257H38ZM93 258V259H94ZM173 258H175L174 260H173ZM196 258V259H195ZM208 258V259H207ZM218 258V257H217ZM240 258V259H239ZM257 258V259H256ZM95 259V260H96ZM161 259V260H160ZM205 259H207V261L205 260ZM35 260H36V258H35ZM35 260H33V261H35ZM40 260H43V259H40ZM64 261H60V262H63V264H68V260H66V259H63ZM81 260V259H80ZM94 260V262L97 264H102V263H99V261H95ZM142 260V261H141ZM160 261V263H159V261ZM239 260V261H238ZM244 260H245V262H244ZM37 261H39V260H37ZM122 261H124V258L123 259H121V257H120V260L118 261L117 260V262H115V263H118V264H120L119 262H122ZM124 261V262H125ZM205 261H206V263H205ZM36 262V261H35ZM101 262H103V261H101ZM162 262V263H161ZM204 262V263H203ZM220 262V261H219ZM237 262V263H236ZM47 263V262H46ZM70 263V262H69ZM94 263V264H95ZM104 263V262H103ZM114 263V262H113ZM126 263H124V264H126ZM41 264H44V262L43 261H41ZM105 264V263H104ZM145 264V263H144ZM209 264H210V262H209Z\"/></svg>","mask_w":264,"mask_h":264}]
</instances>
